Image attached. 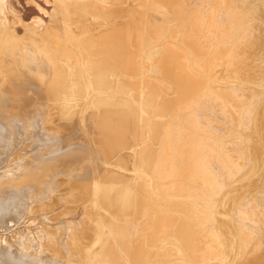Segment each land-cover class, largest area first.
<instances>
[{
  "label": "rangeland",
  "instance_id": "obj_1",
  "mask_svg": "<svg viewBox=\"0 0 264 264\" xmlns=\"http://www.w3.org/2000/svg\"><path fill=\"white\" fill-rule=\"evenodd\" d=\"M177 1H180V2H177ZM181 1H183V3H185L184 1H186V3H185L186 7H185V5H183L181 3ZM187 1L189 2L188 3L189 6L187 4ZM190 1L193 2V0H0V39H1V41H0V51H1L0 52V99L3 102V105H5V104L8 105V106L5 105V107H7L6 108L8 110L7 113H9V114H6L7 115L6 118L9 122H10V120L15 121L18 119H22L20 121L21 123H19L20 124V128H19L20 130L17 134V144L14 143L15 139H13V141L10 142L12 140L11 135H8V134L6 135V133H4V132H2L3 137H1V135H0V138L4 139V140L0 139L1 140L0 142L6 141L5 144L2 142L3 146H1V148H0V180L2 178L3 179L11 178L10 181H12L14 178H16L19 175V173L25 168V166L35 165L34 163H39L41 158H42L43 163H44V161L45 162H47V161L51 162L53 160L52 163L54 165L57 164V167L55 169L57 171V174H55L54 177H52L54 179H52L51 186L48 185V187L45 188L44 186L41 187L42 185L37 183L38 186L37 185L36 186L40 189V194H38L39 193L38 189H36V191H38V192H35V190H32L30 187L32 192H30L29 194L33 193L32 194L33 197L31 196L32 198L29 197L26 199L25 204L23 205V208H21L16 213L14 221H10L7 224L0 223V244L2 246H4V248L10 249V247H11L10 250H12L13 254H15L17 256L19 255L18 257H20V255H22L20 257V259L33 258V259L40 260V261H42V259H43L44 262L50 263V264H57V262H58V264H62V263H64L63 259H72V257H73L72 260L77 261V260H79L78 258L85 256V254H87V255L92 254L94 251H96L94 249L95 248L97 249L100 246V244L102 243V241L104 240V238L106 236L107 227L111 221L110 219H113L114 217H117V216L119 218H122V217L125 218V215L127 217L132 218V216H135L137 214L136 212L141 211V209L143 210L144 207H145V209L146 208L152 209L155 206L154 209L157 210V212L154 209H152V210H154L156 212V214L158 213L157 216H160L159 217L160 219H162L163 217H166L164 219H167V221L170 220L169 222L171 224L177 223L174 226H175V228H177V230L179 232H181L177 235V237L174 236L173 234H171V236L173 235L172 236L173 238L169 237V236L167 238H165V239H167L165 241H167V242L169 241L168 242L169 244L166 242L167 244L164 245L165 247L164 248L162 247L161 249H159V253H158V251H156L157 248L155 246H154V249H152V247L150 248V246H149L150 250H148V251H150V252L152 251L154 253L156 251L158 253V254L151 253V256H153V257L155 256V258H158L160 261V263H159L158 259L157 260L155 259V261H154L155 263L158 262L157 264H162L161 263L162 261H167V262L169 261L171 264H175V263L176 264H195V262L200 263V264H208V262L211 264H215V263L221 264L222 261H224L223 264H225L226 260L228 259L227 263H229V264L230 263L231 264H235V263L236 264H264V208H263V206H264L263 205L264 204L263 203L264 202V198H263L264 197V188H262L264 186V167H263L264 164H262V163H264V161H263L264 151L262 152V154H259V153H261L260 151L264 150L263 149L264 147L262 148V146H264V145H262L264 142H261V141H264V139L262 137L263 135H261L264 132V130H262V129H264V128H262V127H264V124H263L264 123V120H263L264 119V115H263V113H264L263 112L264 111V65H263L264 59L263 60L261 59L262 56H264V46H263L264 45V35H262V31L264 34V28H263V26H264V24H263L264 23V0H198V1H200V3L196 2L194 4ZM195 1L196 0H194V2ZM178 3H181L182 5L181 4L177 5ZM197 3H199L198 5L202 4V6L199 7L197 5ZM238 3H239L238 7L241 8L242 6H244L245 9H244V7L242 9L238 8L236 6V5H238ZM240 3H242V4H240ZM180 6H182V7L180 8ZM179 8H180V11L178 10ZM168 9H170L172 11H170ZM181 9H182V11H181ZM194 9H195V11L193 13ZM199 9H200V11H199ZM174 10L177 11V14H175L176 11L174 13ZM187 10L190 11L191 14ZM203 10H205L206 12ZM227 10L228 11L234 10L237 14L235 12H232L234 14H230L231 11H229L228 12L229 15L226 14V16H229V17H226L224 14L227 13ZM246 11H248V12L246 13ZM152 12H153V15H152ZM211 12H212L211 18L207 17V15L210 16V14H208V13H211ZM170 13H172V14H170ZM220 13H224V14L218 15ZM238 13H240L241 15ZM170 15H171V17L169 18ZM174 15H175V17H174ZM176 15L178 16L177 18H176ZM184 15H188V16H184ZM237 15H240V16L237 17ZM246 15H247V17H246ZM123 18H124V20H122ZM178 18H180V20L182 18V20L178 21ZM174 19H176V21ZM115 20L119 23L122 20V22H121V24H119V23L117 24ZM172 20H174L173 24H172ZM217 20L220 21L221 23L217 22ZM177 21L179 24H177ZM250 21H251V23H248ZM132 22H133V24H132ZM146 22L148 23V25L146 24ZM168 22L171 24H169ZM135 23H136V25H134ZM156 23H159V24H156ZM165 23L166 24L168 23V25H166ZM174 23H175L176 28L178 29L176 32L172 31L174 29L176 30ZM225 23H227V24L225 25ZM149 24H151V25H149ZM106 25H108V26H106ZM118 25H120V27ZM261 25H263V26H261ZM133 26H134V28H133ZM167 26H169L170 28H167ZM240 26L241 27L243 26V28H239ZM114 27H117V28H114ZM122 27L123 28L125 27V29H123ZM162 27H164L163 28L164 32L162 30ZM181 27H182V29H181ZM234 27H236V28H234ZM100 28H102L103 30ZM111 28H113L114 30ZM131 28H133V29L131 30ZM136 28H138V29H136ZM166 28L168 30V33H167V30H165ZM171 28H172V30H170ZM237 28H238V32L240 31L239 38L241 37L242 40H240L241 38L240 39L235 38L236 36L238 37V33H236ZM95 29H96V31H95ZM154 29L156 30L155 34H158L159 36L158 35L156 36L154 34V31H155ZM158 29H159V32H158ZM133 30L136 31L137 39H136V35L134 33L135 31H133ZM138 30L142 31L141 34H140V31H138ZM161 30L163 33H161ZM169 30H170V32H169ZM59 31L60 32L62 31V32L59 34ZM111 31H113V32H111ZM188 31L191 33H189ZM5 32H7L8 34H6ZM48 32H49V35H48ZM74 32H75V34H73ZM138 32H139V35H138ZM165 32L167 34H165ZM180 32L182 34L185 33V35L183 34V37L186 38L185 39L186 42L184 41L182 34ZM192 32L194 34L196 32V34L194 35V34H192ZM41 33H43V36H47V38L45 37V39H44V37H43V39H42ZM87 33L89 36H92V34H93L94 37H92V38L94 40L91 37L87 36L86 35ZM105 33L107 34V36L110 35L111 37L108 36L107 38H105L106 37ZM112 33H114V34H112ZM131 33H134V34H131ZM170 33H171V35H170ZM231 33L233 35L236 34V36H234L235 39L233 38L232 35H229ZM10 34H12V35H10ZM37 34H38V36H37ZM164 34L166 37L163 36ZM174 34L178 35V36H175ZM188 34H189V36H188ZM33 35L36 36L35 38H37V39H35L33 37ZM57 35H58L59 39H58ZM61 35L64 37V39L61 37ZM66 35H68V36H66ZM69 35H70V37L72 36L74 39H72V37L70 39ZM85 35H86V37L84 38ZM141 35H143L144 37ZM160 36H163V37H160ZM186 36L189 38H191V37L192 38L188 40V38ZM255 36H257V37H255ZM81 37H83L84 40ZM87 37H89V38H87ZM113 37H114V39H113ZM131 37H133V38L135 37L134 39L136 40V42L138 44L135 43V40L133 43H131L132 42V41L130 42V40H132ZM171 37L173 40H171V41L168 40V38L171 39ZM175 37H176V39H175ZM177 37H179V38H177ZM231 37L233 38L232 40H231ZM55 38H56V41H55ZM66 38H67V40H65ZM77 38L79 40H77ZM96 38H99L100 40L102 39L105 42L99 41V39H96ZM198 38H199V40H198ZM247 38H250V39H247ZM47 39L49 40V42H47L48 41ZM60 39H62V40H60ZM85 39H86V42H88L87 40H89V43H86ZM144 39L148 40V41H145V44H144ZM182 39H183V41H182ZM236 39H238L239 42ZM9 40H10V43L8 42V44H9V47H8L7 41H9ZM75 40L77 42H75ZM92 40L94 42H92ZM96 40H98V43ZM153 40L156 42L154 43ZM176 40H180L186 44L189 43L190 44V47L188 48L189 51H187L188 49L186 50V48L189 46V44H187L188 46L185 45V47H183L184 43L181 44L182 42L180 43V41H176ZM12 41H14V42H12ZM60 41H62V42H60ZM79 41H82V42H79ZM95 41L97 44L95 43ZM126 41H128L127 44H126ZM140 41L143 42V44L145 46ZM158 41H160V42H158ZM166 41H168L167 42L168 44L166 43ZM169 41L171 43H169ZM172 41H174V43L177 42V43H175V46H174V43ZM191 41H192V43H191ZM247 41H249L248 44H247ZM78 42H79L80 46L78 45ZM146 42H148L149 44ZM218 42H220L219 45H217ZM5 43L7 45H5ZM25 43H27V44H25ZM55 43H58V44H55ZM101 43H102V45H101ZM193 43L195 44L194 46H193ZM1 44H3V45H1ZM17 44H19V45H17ZM20 44H21V46H20ZM87 44H89L88 47L90 49L88 47H84L85 45L87 46ZM90 44L91 45L93 44L92 46H94V47L96 45V48L90 46ZM99 44L101 45V47L99 46ZM133 44H134V46H133ZM136 44L139 47L143 46L144 49L141 47H140V49L144 50L145 53L144 52L141 53V50H139L137 46H136L137 47V49H136V47H135ZM154 44H156V46ZM166 44L168 45V47L173 48V49H171L172 51L170 50V48L167 47ZM170 44L173 46L171 47ZM198 44H199V47H198ZM202 44H203V46H202ZM66 45H69V48H67L68 46H66ZM151 45H152V47L154 46V48H156V49L153 48L151 50L152 47L151 48L149 47ZM205 45H207V47ZM2 46H4V48H2ZM6 46L8 48L15 47L16 50L14 49L13 52L11 51L9 54H7L6 52H4V50H6L5 48H7ZM82 46H83V48H81ZM106 46H107V48H106ZM177 46H178V48H177ZM215 46H216V48H215ZM64 47H65V49H64ZM162 47L163 48L165 47V50H168L170 52L168 53V51H164V49H162ZM181 47H182V49L185 50V52L182 50H179V49H181ZM191 47H192V49L197 48L195 50H198V54L200 53L201 49L203 50V52L201 50V54L198 55L197 52L195 51L196 52V55H195V52L191 49ZM202 47H204V48H202ZM23 48H25V49L27 48V51H31V52L35 53L36 55H40V56L42 55L43 58L42 57L41 58L43 59L44 64H46L44 66V68L46 69L47 72L50 70L49 74H47V75H51V76L40 75L39 73L35 72L36 71L35 69H30L28 67H26V69H25V66H24L25 64L23 62L24 61L23 60V54L25 53V50H23ZM55 48L57 50L59 48L60 49L62 48V49H64L65 52L62 49L60 50L61 52H59V50L56 51ZM87 48L91 51V53H89L90 51ZM97 48L99 49V51L97 50ZM147 48H149V49H147ZM174 48H175V50H174ZM199 48H200V50H199ZM241 48L244 49V52ZM72 49L75 51H73ZM128 49L130 50V52L128 51ZM131 49H132V51H131ZM212 49H215V50L212 51ZM261 49H262V51H261ZM70 50L72 51L73 54L71 53ZM85 50H86V53H85ZM135 50H136L137 54H135L136 53ZM146 50L147 51L151 50L152 52L149 51L150 53H148ZM157 50L160 52H158ZM161 50H163V51H161ZM176 50H178V51H176ZM251 50H253V51H251ZM68 51L70 54L68 53ZM96 51L98 53V56H97V53H95ZM174 51H176V52H174ZM204 51H206L207 54H208V51H209V53H211V54H208L209 57H211V56L213 57V55L217 56V54L220 56H217V57L214 56L213 58L211 57L210 58L211 60L209 62V58H207L208 56H207L206 52H204ZM246 51H248V52H246ZM62 52H64L65 54L68 53V55L67 54L65 55L63 53L64 54V56H63ZM74 52H76L77 54ZM92 52H93V54H92ZM146 52L148 53L149 57H151V58L153 57L152 60H151V58L149 60V57L147 58V56H145ZM161 52L165 56H163V54L161 55ZM165 52H167V53H165ZM191 52L194 54H192ZM245 52L248 54V56ZM94 53L97 57L94 55ZM170 53H172V54L174 53L173 58H171L172 55ZM179 53L180 54L182 53V55H179V56H182L181 59H183V61L181 59H179L180 58L179 56H178L179 58L178 57L175 58V56ZM185 53H188L189 57H188V54H186V56H184ZM202 53H203V55H202ZM252 53H253V56H255V57H253L251 55ZM257 53H259V54L261 53L260 59H258L259 55ZM150 54L151 55L154 54V55L151 56ZM205 54H206V56H205ZM239 54H242V57L245 56V58H242L241 55H240V58H238ZM256 54L258 55V57ZM71 55L73 58L76 57L77 59L75 58V59L70 60L72 58ZM138 55H140V56H138ZM158 55H159V57L162 58L161 60H159L160 58H158ZM170 55H171V57H170ZM49 56H50V58H49ZM52 56H53V59H52ZM65 56H67V57H65ZM135 56L138 59L137 58L134 59ZM143 56H145L146 58ZM192 56H194V57L198 56V58H196L197 60H195V58ZM251 56L254 58V62L255 61L257 62V60H255V59H258V62L260 60L261 62L257 63L260 65H257L255 63L257 65L256 66L254 64ZM18 57L22 58V59H19ZM47 57L49 58V60L47 59ZM57 57L59 60L56 59ZM89 57L90 58L92 57L91 60ZM139 57H142V58L140 59ZM163 57L168 59V64L170 63V65H171V66L169 65L170 67H168V64L165 62V60L167 61V59H165ZM199 57H202V58L199 59ZM205 57H206V60L208 59V61H206V62H205V60L204 61L202 60ZM246 57L251 59V60H249V62L247 60L248 63L244 62L247 59ZM189 58H190V61L188 60ZM222 58H223V60H222ZM225 58H227V59H225ZM45 59H47V61H45ZM131 59H133V62L136 64H137V61L139 59L142 62L144 61L143 62L144 65H143V63L141 64L140 60L138 62L139 64H137V65L142 66V68L139 66L138 67L141 68V70L144 69L143 70V71H145V72H143L144 74L140 71V69H137V66H135V64H133ZM155 59H158V60H155ZM185 59H187V60H185ZM217 59H218V61H217ZM73 60H76V62ZM88 60H90V61L87 62ZM98 60H100V61H98ZM134 60H136V61H134ZM147 60H148V64H147ZM174 60L175 61L181 60V62H184V61L185 62H184V64L181 65L180 64L181 62L179 63V61L178 62L176 61L177 65H179V64L181 65V66L179 65V67H178L177 65L173 66ZM219 60H222V61H219ZM83 61H84V63H83ZM91 61H93V62L95 61L94 64ZM159 61L160 62L162 61L163 64H162V62L160 63ZM192 61H193V64L190 63ZM194 61H196V62H194ZM197 61H199V63ZM65 62L67 64L66 66L70 65V67L67 68L70 70H68V71L65 70V71H67V73L64 71V69H66L65 68L66 66L63 67L65 65ZM85 62H86V66H87L88 71L85 70L86 66L83 65V64H85ZM90 62L92 64L91 65L92 69L89 68L90 65H88ZM123 62H125V63H123ZM130 62H132V63H130ZM153 62H155L154 66L152 65ZM251 62H252V66L249 67L250 66L249 64ZM19 63H20V65H19ZM53 63L55 64L56 67L53 66L54 65ZM121 63H122V66H121ZM197 63H198V65H197ZM50 64H52V65H50ZM77 64L80 66L77 67ZM127 64L129 65V67L135 66V69H137L136 76L134 75V73H136V70H134V73L132 72V76L130 78H127L128 76H130L128 74L129 73L131 74L130 70L133 71V69H134L133 67H132V69H131V67L129 68ZM157 64H162L163 68H164V66H166V67L163 69L162 66L159 65L160 66L159 67ZM194 64L196 66H194ZM245 64L249 65V66H246ZM21 65H22V67H21ZM124 65H126V66H124ZM149 65H151L152 68ZM47 66H49L51 68H49ZM155 66H157V67H155ZM253 66H255L254 70H253V68H254ZM57 67H58L59 72L58 71L56 72ZM59 67H61V68H59ZM94 67H95V69H94ZM113 67H115L116 70ZM146 67H147L148 72L146 70ZM193 67H196V69H193ZM248 67H249V69L247 70ZM8 68H13V69L15 68V70H17V71L12 72L11 70H13V69H9L10 70L9 71ZM22 68L25 70H23ZM54 68H56V70ZM62 68H63V70H62ZM71 68H73V70L77 69L78 73L76 71H73ZM79 68H81V69H79ZM96 68L99 71H97ZM109 68L110 69L112 68V69L110 70ZM119 68H120V70H118ZM148 68H150V69H148ZM171 68L173 71L169 70ZM201 68H202V70H201ZM256 68H259V70H257ZM18 69H20V70H18ZM126 69H128V70H126ZM176 69L181 71V72L176 71ZM190 69L192 70V72H188V70L191 71ZM205 69H206V71H205ZM123 70H124V72H123ZM160 70L161 71L163 70L166 72H161ZM194 70L196 72H194ZM199 70H201V71H199ZM261 70H263V71H261ZM20 71H22V72H20ZM85 71H86V73H85ZM94 71H96V72H94ZM116 71H117V73H119V71H120V73L116 74L115 73ZM128 71H129V73H128ZM197 71L199 73H197ZM202 71H204V72H202ZM251 71H253V72H251ZM14 72H16V73L14 74ZM60 72H62L61 75H60ZM68 72H70V73L72 72V73L69 74ZM75 72L77 73V75ZM100 72H102V73H100ZM103 72L104 73L106 72L109 78H107L106 73L104 74ZM108 72L110 74H108ZM122 72H123V74H122ZM149 72L152 73V76ZM182 72L184 74H182ZM193 72L196 74H194ZM74 73H75V76H74ZM146 73L148 76L145 75ZM160 73L165 75V76L163 77V75H160ZM66 74L70 75V78H68L69 76ZM86 74H89V75H87V77L89 76L88 79L86 78ZM112 74H114V75H112ZM126 74H127V76H126ZM138 74H140V75H138ZM110 75H112L111 78H110ZM121 75H125V77L124 76L122 77ZM193 75H195V76H193ZM71 76H73V77H71ZM92 76H93V78H91ZM94 76L96 77L98 83H97L96 79H94L95 78ZM138 76H140V77H138ZM142 76H144V77H142ZM59 77H61V79ZM193 77H194V79H191ZM78 78H80V80ZM81 78L84 79V81ZM118 78H119V80H118ZM141 78H143L142 79L143 81L141 80ZM146 78H148L147 79L148 83H145ZM167 78L170 80H167ZM73 79H75V80L73 81ZM76 79H78V82H80L79 84L76 83L77 85H75V82H77ZM99 79H102V81ZM107 79H110V80L108 81ZM111 79L113 80V83H112ZM159 79H163V80H159ZM121 80H123V81L121 82ZM104 81H107V82H104ZM119 81L121 83H119ZM139 81L142 84L139 83ZM227 81H228V83H227ZM84 82H85L84 85L86 87V90H85L86 92L84 91L85 87H83V84H81ZM101 82L105 83L104 84L105 87L101 86V85H103V84H101ZM108 82H109V85H110V83H112L113 85L111 84V87H110L107 84ZM164 82H165V85H164ZM73 83H74V85H73ZM86 83H88L89 85H87ZM129 83H131V84H129ZM80 84H81V86H80ZM93 84H95V87ZM116 84H117L118 88L116 87ZM99 85H100V87H99ZM167 85H169V86H167ZM79 86L81 89H78V90H80L79 94H78V93H76V91L78 92L77 88H79ZM124 86H128V87L125 88ZM206 86H207V88H206ZM140 87H142V88H140ZM92 88H94V89H92ZM98 88H101V89H98ZM107 88H109V89H107ZM23 89L24 90L28 89V90H32V91L36 92V94L35 93L32 94L31 98L29 97L30 95L25 96L27 98L26 102H28V104H26V105H24V103L22 104V102L24 100L19 98L21 96V93L24 92V91H22ZM89 89L95 90V93H94V91L92 92V90H89ZM104 89H105V91H107L111 95H109L107 92H104ZM115 89H118V90L115 91ZM18 90L21 93H19ZM99 90L100 91L102 90L103 94H102V91H101V93H99L100 92ZM109 91H111L112 93ZM113 91L116 93H114ZM80 92L82 93V95L80 94ZM88 92L93 96L89 95ZM9 93H10V95H9ZM157 93L160 95L158 96ZM99 94L102 95L103 100H102V98H100L101 96ZM112 94L114 95L115 98L113 97ZM1 96L5 97L4 98L5 100H3V97H1ZM7 96H9V97H7ZM85 96L88 98L87 99L84 98ZM90 96L92 97V99L89 98ZM94 96H96V97H94ZM98 96H100L99 97L100 99L97 98ZM81 97H83V99ZM122 97H124V98H122ZM199 97H201V98L199 99ZM7 98L12 99L13 105H14L13 108H11V107L9 108V101ZM106 98H107V100H106ZM88 99H90V101ZM109 99H112L113 102H111ZM93 100H94V102H93ZM82 101H84L85 103L84 102L80 103ZM87 101H89V102L87 103ZM261 101H262V103H261ZM99 102L101 103L100 106H98L100 104ZM123 102H125V103H123ZM152 102L154 103V105ZM169 102H170V104H169ZM259 102L261 103L260 105L257 104ZM96 103H97V106H96ZM104 103L106 104V106ZM109 103L111 104L110 106H112V103L113 104L115 103L117 105V106L113 105L115 107L112 106V108H109L110 111H111V109L116 110V109L123 108V105H124V108L120 109V110L122 112H124L125 116H124V114L123 115L119 114L121 112L120 110L118 113L116 112L117 110L116 111L114 110L115 112H112V114H111L110 111L107 109L109 107L108 106ZM15 104L17 107L15 106ZM85 104H87V105H85ZM88 104L90 106L93 105V107L95 106L94 107L95 110L92 107H90ZM189 104H191V105H189ZM196 104L198 106H196ZM103 105H104V108L109 111L108 112L109 114H107L104 117L99 118V122L98 121L96 122L97 118H95V119H93V121H91V122L95 121L96 124L98 123V125H96L94 122L92 124V127H90L89 124H85V125L81 126V121L85 119L87 114H89L93 111H96V112H98V110L102 111L104 109ZM29 106H31L30 110L28 109ZM83 106H84V108H83ZM85 106H87V107H85ZM101 106H102V108H101ZM259 106H261L260 107V109H262L261 111H259L260 110ZM96 107H99V108L96 109ZM81 108L85 109V111L82 110ZM86 108H88L89 110L91 109V111L89 112L88 109H86ZM31 109H33V112L36 111V113H28L27 112V111L32 112ZM145 109H147V110H145ZM255 109L257 110V114H256ZM143 110H144V112H143ZM199 110L202 112L200 113ZM12 111H14V112L12 113ZM203 111L205 114L203 113ZM253 111H255L254 114H256V115H258V112H260L259 115L262 113V115H260L262 118L258 115V120L260 119L259 122L257 120L256 115L253 114ZM4 112H5V110H4ZM85 112H88V113L86 114ZM114 113L115 114L117 113L116 114V115H118L117 117H120V116L124 117V120L121 119L122 117L116 118V116L113 115ZM241 113H243V114H241ZM37 114H39V116ZM206 114H207V116H206ZM236 114H237V116H236ZM30 115L31 116L34 115V117L36 116V118H35L36 120L35 119L30 120ZM109 115H112L113 118H112V116L110 117ZM209 116H211L210 119H209ZM233 116H236V117L233 118ZM237 117L239 118L240 121H242V123L241 122L239 123V120ZM254 117H256V118H254ZM102 118H104L105 120ZM250 118H252V119H250ZM101 119L103 122L101 121ZM110 119H112V121H110ZM120 119L122 120V122L123 121H125V122H123V123L120 122L121 121ZM107 120H109V121H107ZM126 120L128 122H126ZM256 120H257L258 125L256 123ZM261 122L263 125L261 124ZM99 123L100 124L103 123V124L99 125ZM120 123H121V125H120ZM124 123H127V124L125 125ZM128 123H129V125H128ZM223 123H225L226 127L224 126ZM250 123L251 124L255 123V124L251 125ZM94 124H95V126H94ZM218 124L222 125V127L218 126ZM231 124L234 126H232ZM104 125H105V128H104ZM132 125H134V126H132ZM93 126L94 127L97 126L98 129L99 128L100 129L97 130L95 128V130H94ZM99 126H101V127H99ZM108 126H110V127H108ZM111 126H114L115 131H114L113 127H111ZM130 126H132V127H130ZM254 126L256 128H258V130L260 129L259 128V126H260L261 127L260 131L255 130L256 128H254ZM133 127H135V128H133ZM101 128L104 130L105 129H108V130H107V132H105L106 130L105 131L102 130V132H101ZM229 129L232 132L231 133L227 132L228 133V135H227V133L225 131H229ZM92 130L96 131V132L94 133ZM112 130L114 132H112ZM233 130L235 131V133L233 132ZM247 130L250 132L248 133ZM261 130L263 132H261ZM108 131H110L112 133H110ZM135 131H137V132H135ZM139 131L141 134L139 133ZM256 131L260 132V133H257ZM97 132H99L100 134ZM103 132H105V135H107L106 133H108L107 137H109V138H107L105 135L102 137V134H104ZM126 132H128L127 135H126ZM236 132H237V134H236ZM244 132H245V134H244ZM251 132L254 135L251 134ZM135 133L136 134L138 133L139 135L138 134L136 135ZM221 133H222V135H220ZM225 133H226V135H225ZM4 134L10 138L6 137ZM118 134H121L122 136L120 135L115 139L114 137H116ZM237 135H240V136H238L239 138L237 137ZM246 135H247V138H246ZM248 135H251L252 137L248 136ZM260 135H261V138H260ZM45 136H46V138H45ZM78 136L81 139H79ZM123 136H125V137H123ZM132 136H133V138H132ZM13 137H15V136H13ZM49 137H51V138H49ZM119 137L120 138L122 137V138L120 139ZM248 137H250V138H248ZM75 138H77V139H75ZM87 138H88V141L85 142L86 143V148H85L84 140H86ZM96 138L97 139L99 138L100 140L99 139L96 140ZM136 138H138V139H136ZM256 138L260 142H256L257 141ZM47 139H48V142L46 141ZM72 139L73 140L75 139V140L73 141ZM261 139H263V140H261ZM67 140L69 142L70 141H72V142L67 143ZM77 140H78V142H77ZM93 140H96V141H93ZM115 140H116V143L114 142ZM117 140H118V142H117ZM41 141L42 142L46 141L47 144L46 143L44 144V142L42 143ZM63 141H65L66 143ZM98 141L101 143L103 141V143L104 142L105 143L104 144L103 143L98 144L99 143ZM239 141H241L242 143ZM74 142H75V144H74ZM96 142H98V143L96 144ZM126 142H127V144H125ZM252 142H254V143H252ZM13 143H14V145H13ZM41 143H42V145H41ZM60 143H64V144H60ZM79 143H81V144L84 143V145L81 146V144H79ZM87 143H88V145H87ZM110 143L111 144L114 143V145L113 144L111 145ZM121 143H123V144H121ZM239 143H240V145H237ZM260 143H262V144H260ZM67 144H68V146H70V147H68V149H67ZM76 144L78 146H76V148H75L74 146ZM105 144H106V146L104 147ZM165 144H183V145H185V149L183 150V153L180 154V156L178 158V161H179L178 168H180V166H182L181 163H185L186 166L191 168L192 179L190 181L182 179L180 176L177 177V180H174V178L172 179L170 177H168L167 180H165L166 178L158 176V172H157V167L159 165L158 162H159L160 157L163 154L162 150H163V146ZM242 144L244 147L242 146ZM256 144H257V146H256ZM45 145H47V146H45ZM71 145H73V146H71ZM100 145H101V148L99 147ZM235 145L237 148H235ZM248 145H251L252 148H250L251 146H248ZM260 145H262L260 148L261 150L259 149ZM6 146H7V148H6ZM60 146H62L61 147L62 149L60 148ZM64 146H66V147H64ZM107 146H108V148H107ZM112 146L113 147L115 146V147L113 148ZM145 146H146V148H144ZM240 146H242V147L240 148ZM245 146H246V149H245ZM254 146H255V148L253 150ZM43 147H44V151H43ZM98 147L100 148V150ZM110 147H111V149H110ZM78 148L81 149L80 150L81 155L78 152L79 151ZM60 149L62 150V153H61ZM82 149H83V152L81 153ZM140 149L142 151L144 150V152L142 153V151ZM255 149L256 150L258 149L259 151L258 150L257 151L259 153ZM52 150H54L55 153L58 150L60 152L58 151L55 154V153H52ZM74 150H75V152H78L79 156L77 155V153L74 152ZM248 150L250 151L249 153H248ZM108 151L109 152L111 151L110 153L112 155ZM100 152H101V155L99 154ZM106 152H108V153H106ZM134 153L136 155L137 154L140 155L142 153L140 155L141 159L139 157L135 156ZM61 154H62V158H61ZM253 154H256V155H253ZM40 155H43L46 159ZM55 155H58V156L60 155V156L58 158V156H55ZM98 155H100V156H98ZM103 155H104V158H103ZM107 155H108V158H107ZM129 155H130V157H129ZM142 155H144L145 157ZM32 156L34 157V159ZM109 156H110V158H109ZM262 156H263V158H262ZM49 157H52V158H49ZM136 157L138 160L137 165H136V161H135ZM53 158L54 159L57 158V160L56 159L54 160ZM249 158H250V160H249ZM38 159H39V161L34 162ZM47 159H52V160H47ZM104 159H105V162H104ZM77 160H79V162ZM82 160H84V161H82ZM251 160L253 162L254 161H256V162H254V164H253V162ZM57 161H58V163H57ZM107 161H110V162H108V167L106 164ZM259 161L261 162V164L263 166L261 164H258ZM97 162L98 163L101 162L100 163L101 165H99ZM71 163L73 165H75L77 168H74L75 167L74 166L73 167L74 169H73L72 168L73 165H71ZM64 164H65V166H64ZM66 164H69L71 167L69 165H66ZM104 164H106V165H104ZM60 165H62V166H60ZM78 165H80V166H78ZM98 165L100 166L101 169H97V168H99ZM122 165H124L126 168L124 166L122 168ZM135 165H136V167H134ZM248 165H251V166H248ZM252 165H253V167L254 166L255 167L253 168ZM91 166H92V169H91ZM104 166H106L108 170ZM258 166H259L260 170L263 169V173H262V171L257 169ZM113 169H115V170H113ZM105 170L108 171V173L105 172ZM123 170L126 172H124ZM242 170H244V172ZM248 170H250V171L252 170L251 174H248L249 173ZM258 170L260 171V175H258L259 174ZM69 171H71L70 176L68 175ZM79 171H80V173H79ZM101 171L103 173L105 172L106 175L102 174ZM111 171H113V173ZM94 172H96L95 175H94ZM122 172H124V173H122ZM253 172L257 173V174L255 173L256 174V176H254L255 179L253 176L248 177V175H255V174H253ZM74 173H76V174H74ZM90 173H93V174H90ZM131 173H132V176L130 175ZM240 173L241 174L247 173V174L246 175L243 174V177H242ZM261 173L263 175H261ZM100 174H102V175H100ZM108 174L109 175L113 174L112 176H109V177H111L112 180H110V178L107 177ZM123 174L126 175V177ZM238 174H240V175H238ZM119 175H120V178H119ZM237 175L239 177H236ZM97 176H99V177H97ZM129 176H130V178H129ZM104 177L106 179L109 178L108 179L109 181L104 179ZM112 177L113 178L116 177L115 179L119 180V182L117 181L118 182L117 183L115 181V179L113 180ZM241 177H242V179H241ZM93 178L94 179L96 178V179L94 180ZM99 178H100V181H99ZM102 178L106 182L108 181L109 183L108 182L106 183ZM117 178H119V179H117ZM128 178L130 180H127ZM133 178L135 179L134 181L132 180ZM123 179L125 180L126 184L123 183V181H122ZM221 179H223V180H221ZM233 179H234V181H232ZM96 180L98 182H95ZM156 180H157V182H156ZM92 181H93V186H92ZM248 181H250V182H248ZM255 181H256V183H255ZM115 182L117 183V185ZM208 182H211V186H210L211 190L209 192V196L207 198H205L202 195V193H203V191H205V188H206ZM229 182L232 183L231 186H230ZM241 182H242V185H240ZM252 182H254V183H252ZM258 182H259V185H258ZM176 183L178 186L186 188V191L188 190L186 192V195L189 196L187 198L188 202L198 205L199 207L202 208L203 211H209V209L211 211V210H213V208L216 209L213 211L212 216L208 220L210 222L206 221V224H204L205 222L203 224L205 226L208 225V227H206L208 230L212 229L211 230L212 232L209 231L210 235H212V236L217 235L218 236V238L215 240L214 244L217 246V248H219L220 253H215V255H213L214 252H210L208 250H202L203 253L201 252V255H203V254L204 255L201 257L200 260H198V262L196 259H194L190 255H187V256L180 255V249H181L180 244L182 241V236H184L185 234H190L194 228L190 227L188 224H186L184 217L182 215V212L178 207V203H179V200L181 198L182 192H181V188L178 190H175L173 185H175ZM227 183H229V185H227ZM249 183L251 184L250 187H249ZM127 184L129 186V188H128V186H125ZM131 184H132V186H131ZM232 185H234L235 188L236 187L239 188V190H241V191H238L237 188L235 189L233 187L234 190L238 191V193L234 192ZM253 185L256 186V188L259 187V189H255V187ZM227 186H229V188L228 189L226 188V192H225L224 188ZM69 187H71V188H69ZM43 188L45 190L44 194H43V191H44ZM60 189H61L62 193H60L61 192ZM127 189H129L130 192ZM223 189H224V193L227 196L223 195ZM242 189L244 191L243 194H241L243 192ZM70 190H73V191L69 192ZM75 190L77 192H74ZM228 190H230V191H228ZM133 191H134V193H133ZM249 191H250V193H248ZM34 192H35V194H34ZM118 192L120 194H118ZM156 192H159V193H156ZM221 192H222V195L220 194ZM231 192H233L234 194L232 193V195H231ZM76 193H78V194H76ZM29 194H28V196H29ZM219 194L222 197L219 198L218 197ZM238 194H239V196H238ZM245 194H246V198L243 199L245 197ZM74 195L75 196L78 195V196L74 197ZM152 195H153V197H151ZM155 195H158V196H155ZM241 195H243L244 197ZM61 196H63V197H61ZM143 196L145 199L143 198ZM162 196L163 197L165 196V197L163 198ZM250 196L253 199H251ZM79 197L81 198L80 202H79V200L77 201V199ZM122 197H123V199H122ZM155 197H157V198H155ZM229 197L232 198V202L230 201L231 199ZM260 197H261V199L259 200ZM65 198H66V201L68 204L66 203V201L64 202ZM215 198H217V199L215 200ZM221 198H222V200H221L222 202L220 201ZM238 198H239V200H238ZM49 199L52 201H50ZM57 199H58V201H57ZM74 199H76V201H73ZM159 199H160V201H159ZM197 199H198V201H197ZM235 199H237L236 201L239 203V205L236 201H234ZM257 199H258V201L255 202ZM69 200L70 201L72 200L74 202V204H76V207L73 206L74 205L73 202H70ZM122 200H123V202H122ZM200 200H202V201H200ZM223 200H224V202H223ZM227 200L230 202L227 203ZM239 201H241L243 203L241 204V202H239ZM260 201L262 203H260ZM62 202H64L63 205H62ZM69 202H70V207H69ZM75 202H77L78 204ZM235 202L238 206L235 204ZM80 203H82V204H80ZM88 203H89V205H87ZM216 203L218 205L215 206ZM219 203H221V204H219ZM233 203L236 205V207L231 206L232 210H233L232 211L233 212L232 218H234V219L231 218V220H230V221H232V223H231L228 220L229 218L227 219V217L224 216L220 212L219 209H221V211H222V207H224L225 205H228V204L233 205ZM138 204H139V206L137 208ZM154 204H156V205H154ZM204 204L206 205L205 207L207 208V210L204 207ZM79 205H81V206H79ZM134 205H135V207H134ZM146 205L149 206L150 208L147 207ZM221 205H224V206H221ZM71 206H73V208H75V209L71 208ZM157 206L160 207L159 209L161 210V213H160V210L158 209ZM208 206H209V208H208ZM80 207H82V208H80ZM117 207H118V209H117ZM156 207H157V209H156ZM129 208H131V209H129ZM135 208H137V209H135ZM80 209H83V210H80ZM166 209H167V211H166ZM217 209L219 210V212ZM171 210H173V211H171ZM82 211H84L85 214ZM216 211H217V214H215ZM74 212H76V213H74ZM113 213H115V214H113ZM170 213H171V215H170ZM172 213H173V215H172ZM83 214H84V217H82ZM120 214H122V215H120ZM127 214H129L130 216ZM174 214H175V216H174ZM215 215H218V216L216 217ZM109 216H112V217L109 218ZM170 216H172V217H170ZM224 217H226L225 219L227 221V226H226L225 219H223ZM68 218H70L71 220ZM173 218H174V220H173ZM218 220L219 221L222 220V222L221 221L219 222ZM69 221H70V223H69ZM233 222H235L234 223L235 226L233 225ZM213 223H215L216 226L219 225L218 223H220L219 226L221 228L219 226L217 228L216 226H214L215 224H213ZM210 225H212V226H210ZM231 225H232V228H231ZM198 226H200V225L197 224V227ZM205 226H203V227H205ZM70 227H72V228H70ZM92 228H93V230H92ZM233 228L236 230H234ZM72 229H76V230H72ZM224 229H226V230H224ZM71 230H72V233L74 231L75 235H73L72 233L70 234ZM232 230H234V231H232ZM235 231H236V233H235ZM219 232H221V236H220ZM231 232H233L234 234L233 233L231 234ZM98 233H99V235H98ZM222 233L226 234L227 237H226V235L224 236ZM229 234L231 236L233 235V237L229 236ZM235 234H237V235L235 236ZM222 235H223V237H222ZM234 236L238 239V241L236 239L237 243L235 242ZM17 237H18V239H17ZM131 237H129L130 240L128 241L129 242V245L127 248L128 251L126 250L127 252L126 251L124 252V254H127V255H125L126 256L125 258H126V260L128 258V262L130 264L133 263V257L134 256L133 257L131 256L132 252H133V255H135L136 251L139 248L138 244L133 240L134 236L132 238ZM219 237H220V239H219ZM62 238H63V240H62ZM170 238L175 239V241L170 239ZM231 238H232V240H231ZM131 239L134 241L135 246L132 243L133 241ZM67 240L69 241V243ZM224 240H225V242H224ZM63 241H66L67 244H65L66 242L64 243ZM178 241H179V243H177ZM220 242H222V243H220ZM19 243H21V244L18 245ZM61 243H62V245H61ZM216 243H218L220 246ZM223 243H224V245H223ZM58 244H60V245H58ZM226 244H228V245L231 244L233 246L230 247L231 245L228 246ZM66 245H69L70 247L66 246ZM178 245H179V247H178ZM21 246H24V247H22L24 249L20 248ZM136 246H138V247H136ZM223 246L226 248L224 251L225 253L223 252L224 249H222ZM63 247L65 250L63 249V251H62V249H60V248H63ZM175 247H176V249H175ZM227 247H229L231 251ZM66 248H67V250H66ZM70 248H72V249H70ZM165 248H166V250H165ZM134 249L136 250L135 253H134ZM54 250H58V251L56 252ZM113 250L114 251H112V253L116 252L115 249H113ZM161 250H165V252L161 251ZM173 250H176V251H173ZM73 251H74V253H73ZM235 251H237L238 254H236L237 252H235ZM61 252L64 254H62ZM137 252H142V251H140V249H139V251H137ZM166 252H167V254H166ZM25 253L27 254V257H26ZM229 253L232 254L231 257H230ZM65 254H67L68 257L65 256ZM169 254L175 260L173 258H171V256H169ZM226 254H227V256H226ZM178 255H180L181 257ZM224 255H225V257H224ZM23 256H25V257L23 258ZM40 256H42V258H40ZM212 256H213V258H211ZM228 256L230 257V259ZM232 256L234 258L237 257L236 258L237 260L233 259ZM104 257L109 258L108 256H103L101 258L100 257H98V258L93 257V259H94L93 264H104V263L107 264V262H108V264H114V262L112 260H110L111 258L108 259L109 260L108 261L106 258L104 259ZM130 257L132 258L131 262H130V260H131ZM149 257H150V255H149ZM149 257L145 256V258L147 260L144 258L147 263L149 262ZM225 258H227V259H225ZM53 259H54V262H53ZM170 259H171V261H170ZM214 259H216V260H214ZM126 260H125V263L128 264V262ZM152 260H154V258L151 259V261ZM229 260H230V262H229ZM231 260H233V263ZM98 261H100V262H98ZM101 261L104 263H102ZM190 261H191V263H190ZM217 261H220L221 263H219ZM60 262H62V263H60ZM167 262H165V263L163 262V264H167ZM169 262H168V264H170Z\"/></svg>",
  "mask_w": 264,
  "mask_h": 264
},
{
  "label": "bare ground",
  "instance_id": "obj_2",
  "mask_svg": "<svg viewBox=\"0 0 264 264\" xmlns=\"http://www.w3.org/2000/svg\"><path fill=\"white\" fill-rule=\"evenodd\" d=\"M177 2H180V1H177ZM185 3H186V1H184ZM190 2H192V1H190ZM196 2H199L200 3V1H198V0H196L195 2H194V0H193V4L194 3H196ZM181 3L183 4V5H185V7H186V4L185 3H183V1H181ZM181 3H178L177 5H180ZM189 2L187 1V4H188ZM199 3H197V5L199 4ZM202 3V2H201ZM204 3V2H203ZM181 4V5H182ZM240 4H242V3H240ZM196 5V4H195ZM217 5V4H216ZM164 6V5H163ZM188 6H189V4H188ZM199 7L200 6H202V4L201 5H198ZM206 6V5H205ZM204 6V7H205ZM237 7L239 6V3H238V5H236ZM178 7V6H177ZM182 6H180V8H181ZM198 7V8H199ZM208 7V6H207ZM206 7V8H207ZM244 6H242L241 8L240 7H238V8H240V9H242ZM167 8V7H166ZM172 8V7H171ZM175 8V7H174ZM173 8V9H174ZM180 8L178 9L179 11H180ZM184 8V7H183ZM196 8V7H195ZM197 8V9H198ZM148 9V8H147ZM177 9V8H176ZM189 9V8H188ZM244 9H245V7H244ZM168 10H170V9H168ZM184 10V9H183ZM191 10V9H190ZM202 10V9H201ZM212 10V9H211ZM210 10V11H211ZM166 11V10H165ZM170 11H172V10H170ZM175 11L176 10H174V13H175ZM181 11H182V9H181ZM188 11V10H187ZM194 11H195V9L193 10V13H194ZM198 11V10H197ZM199 11H200V9H199ZM203 11H205V10H203ZM229 11H231V10H229ZM228 10H227V13H220V14H218V15H221V14H224L225 16H226V14L227 15H229L228 14V12H229ZM245 11V10H244ZM243 11V12H244ZM168 12V11H167ZM166 12V13H167ZM186 12V11H185ZM189 13H190V11H188ZM206 12V11H205ZM208 12V11H207ZM213 12V11H212ZM212 12L211 13H208V14H210V16H208L207 14V17H210L211 18V14H212ZM216 12V11H215ZM214 12V13H215ZM219 12V11H218ZM226 12V11H225ZM232 12H235L234 10L233 11H231V13L230 14H234V13H232ZM248 11H246V13H247ZM173 13V14H174ZM181 13V12H180ZM188 13V14H189ZM236 13V12H235ZM245 13V12H244ZM170 14H172V13H170ZM175 14H177V11H176V13ZM182 14V13H181ZM191 14V13H190ZM189 14V15H190ZM203 14V13H202ZM237 14V13H236ZM238 14H240V13H238ZM249 14V13H248ZM152 15H153V12H152ZM241 15V14H240ZM240 15H237V17L238 16H240ZM243 15V14H242ZM180 16V15H179ZM182 16V15H181ZM184 16H188V15H184ZM202 16V15H201ZM235 16V15H234ZM249 16V15H248ZM142 17V16H141ZM147 17V16H146ZM167 17V16H166ZM171 17V15L169 16V18ZM174 17H175V15H174ZM178 16L176 15V18H177ZM215 17V16H214ZM213 17V18H214ZM226 17H229V16H226ZM245 17V16H244ZM246 17H247V15H246ZM138 18V17H137ZM140 18V17H139ZM144 18V17H143ZM168 18V17H167ZM183 18V17H182ZM182 18H181V20H182ZM172 19V18H171ZM227 19V18H226ZM229 19V18H228ZM246 19V18H245ZM251 19V18H250ZM122 20H124V18L122 19ZM122 20H121V22H122ZM141 20V19H140ZM175 21H176V19H174ZM174 20H172V24H173V21ZM180 20V18H178V21ZM180 20V21H181ZM208 20V19H207ZM116 21V20H115ZM114 21V22H115ZM144 21V20H143ZM142 21V22H143ZM170 21V20H169ZM178 21H177V24H179L178 23ZM213 21V20H212ZM216 21V20H215ZM228 21V20H227ZM241 21V20H240ZM248 21V20H247ZM121 22L119 23V22H117L116 21V23L118 24H121ZM217 22H220V21H218L217 20ZM244 22V21H243ZM259 22V21H258ZM128 23V22H127ZM151 23V22H150ZM155 23V22H154ZM169 23V22H168ZM168 23L166 24V25H168ZM205 23V22H204ZM207 23V22H206ZM221 23V22H220ZM235 23V22H234ZM247 23V22H246ZM248 23H251V21L250 22H248ZM247 23V24H248ZM109 24V23H108ZM124 24V23H123ZM132 24H133V22H132ZM131 24V25H132ZM138 24V23H137ZM146 24L148 25V23L146 22ZM156 24H159V23H156ZM169 24H171V23H169ZM181 24V23H180ZM218 24V23H217ZM227 23H225V25H226ZM229 24V23H228ZM264 24V23H263ZM130 25V24H129ZM134 25H136V23L134 24ZM145 25V24H144ZM149 25H151V24H149ZM153 25V24H152ZM155 25V24H154ZM106 26H108V25H106ZM105 26V27H106ZM119 27H120V25H118ZM146 26V25H145ZM165 26V25H164ZM174 26H175V23H174ZM178 26V25H177ZM181 26V25H180ZM185 26V25H184ZM183 26V27H184ZM220 26V25H219ZM235 26V25H234ZM247 26V25H246ZM261 26H263V25H261ZM112 27V26H111ZM140 27V26H139ZM142 27V26H141ZM173 27V26H172ZM114 28H117V27H114ZM123 28V27H122ZM133 28H134V26H133ZM133 28H131V30L133 29ZM163 28L164 27H162V30H163ZM167 28H170L169 26H167ZM167 28L165 29V30H167ZM174 28V27H173ZM175 28H176V26H175ZM179 28V27H178ZM226 28V27H225ZM234 28H236V27H234ZM239 28H243V26L241 27H239ZM245 28V27H244ZM253 28V27H252ZM263 28H264V26H263ZM100 29H102V28H100ZM99 29V30H100ZM111 29H113V28H111ZM123 29H125V27L123 28ZM136 29H138V28H136ZM161 29V28H160ZM181 29H182V27H181ZM186 29V28H185ZM184 29V30H185ZM254 29V28H253ZM58 30V29H57ZM56 30V31H57ZM103 30V29H102ZM114 30V29H113ZM130 30V31H131ZM155 30V29H154ZM162 30H161V33H163L164 32V30H163V32H162ZM170 30H172V28L170 29ZM170 30H169V32H170ZM178 29L176 28V30L174 29V30H172V31H177ZM187 30V29H186ZM63 31V30H62ZM61 31V32H62ZM95 31H96V29H95ZM98 31V30H97ZM116 31V30H115ZM122 31V30H121ZM133 31H135V30H133ZM138 31H140V30H138ZM171 31V32H172ZM60 31H59V34L61 33ZM64 32V31H63ZM102 32V31H101ZM104 32V31H103ZM110 32V31H109ZM111 32H113V31H111ZM141 32L142 31H140V34H141ZM158 32H159V29H158ZM182 32V31H181ZM180 32V33H181ZM184 32V31H183ZM186 32V31H185ZM189 32V31H188ZM234 32V31H233ZM6 34H8L7 32H5ZM56 33V32H55ZM54 33V34H55ZM65 33V32H64ZM90 33V32H89ZM99 33V32H98ZM97 33V34H98ZM135 33V35H136V31L134 32ZM134 33H131V34H134ZM156 33V30L154 31V34ZM167 33H168V30H167ZM166 32H165V34H167ZM174 33V32H173ZM187 33V32H186ZM189 33H191V32H189ZM230 33V32H229ZM235 33V32H234ZM236 33H238V37L236 36V34H229V35H232L233 36V38H234V36H236L235 38H239V33H240V31L238 32V28H237V32ZM254 33V32H253ZM252 33V34H253ZM4 34V33H3ZM42 34V39H43V37H44V39H45V37L47 38V36H43V33H41ZM57 34V33H56ZM55 34V35H56ZM58 34V35H59ZM63 34V33H62ZM67 34V33H66ZM73 34H75V32L73 33ZM91 34V33H90ZM95 34V33H94ZM96 34V35H97ZM100 34V33H99ZM106 34V33H105ZM112 34H114V33H112ZM165 34L163 35V36H165ZM177 34V33H176ZM182 34V33H181ZM184 35H185V33H183ZM183 34H182V37H183ZM192 34H194L193 32H192ZM195 34H196V32H195ZM194 34V35H195ZM198 34V33H197ZM205 34V33H204ZM10 35H12V34H10ZM40 35V34H39ZM48 35H49V32H48ZM58 35H57V37H58ZM77 35V34H76ZM75 35V36H76ZM87 36H89L88 35V33L86 34ZM86 35L84 36V38L86 37ZM104 35V34H103ZM129 35V34H128ZM134 35V36H135ZM138 35H139V32H138ZM156 36L158 35V34H155ZM170 35H171V33H170ZM175 35V34H174ZM199 35V34H198ZM244 35V34H243ZM250 35V34H249ZM259 35V34H258ZM262 35H264L263 34V31H262ZM9 36V35H8ZM37 36H38V34H37ZM51 36V35H50ZM66 36H68V35H66ZM74 36V35H73ZM108 36H110V35H108ZM107 36V34H106V37L105 38H107L108 37ZM141 36H143V35H141ZM159 36V35H158ZM163 36H160V37H163ZM175 36H178V35H175ZM180 36V35H179ZM188 36H189V34H188ZM33 37L35 38L36 36H34L33 35ZM61 37L64 39V37L61 35ZM69 37H70V35H69ZM68 37V38H69ZM72 37V36H71ZM71 37H70V39H71ZM78 37V36H77ZM89 37H94V35L92 34V36H89ZM89 37H87V38H89ZM111 37V36H110ZM109 37V38H110ZM144 37V36H143ZM155 37V36H154ZM159 37V38H160ZM166 37V36H165ZM187 37V36H186ZM244 37V36H243ZM247 37V36H246ZM245 37V38H246ZM252 37V36H251ZM255 37H257V36H255ZM259 37V36H258ZM51 38V37H50ZM76 38V37H75ZM79 38V37H78ZM77 38V40H79ZM82 39H83V37H81ZM102 38V37H101ZM104 38V37H103ZM132 38V40H130V42L131 43H133L134 42V38L133 37H131ZM142 38V37H141ZM174 38V37H173ZM177 38H179V37H177ZM181 38V37H180ZM188 38V40L189 39H191V38H189V37H187ZM200 38V37H199ZM199 38H198V40H199ZM218 38V37H217ZM232 37H231V40L233 39ZM234 38V39H235ZM241 38V37H240ZM239 38V39H240ZM15 39V38H14ZM35 39H37V38H35ZM41 39V40H42ZM54 39V38H53ZM58 39H59V37H58ZM72 39H74L73 37H72ZM93 39V38H92ZM96 39H99V38H96ZM113 39H114V37H113ZM136 39H137V35H136ZM153 39V38H152ZM158 39V38H157ZM175 39H176V37H175ZM183 39H184V41H185V39L186 38H184L183 37ZM183 39H182V41H183ZM195 39V38H194ZM247 39H250V38H247ZM13 40V39H12ZM16 40V39H15ZM24 40V39H23ZM29 40V39H28ZM34 40V39H33ZM48 40V39H47ZM60 40H62V39H60ZM65 40H67V38L65 39ZM81 40V39H80ZM84 40V39H83ZM94 40V39H93ZM92 40V42H94ZM110 40V39H109ZM127 40V39H126ZM161 40V39H160ZM168 40H173L172 39V37H171V39L170 38H168ZM181 40V39H180ZM180 40H176V41H180ZM193 40V39H192ZM197 40V39H196ZM237 41H238V39H236ZM240 40H242V38L240 39ZM0 41H1V39H0ZM17 41V40H16ZM38 41V40H37ZM52 41V40H51ZM55 41H56V38H55ZM69 41V40H68ZM73 41V40H72ZM71 41V42H72ZM88 42H86V39H85V42L86 43H89V40H87ZM97 41V43H98V40H96ZM96 41H95V43H96ZM99 41H103L102 39L100 40L99 39ZM125 41V40H124ZM145 41H148L147 39H144V44H145ZM169 41V43H171ZM182 41H180V43L182 42ZM220 41V40H219ZM222 41V40H221ZM244 41V40H243ZM3 42V41H2ZM8 42L10 43V40L9 41H7V44H8ZM12 42H14V41H12ZM22 42V41H21ZM47 42H49V40L47 41ZM60 42H62V41H60ZM75 42H77L76 40H75ZM79 42H82V41H79ZM79 42H78V45L80 46V44H79ZM84 42V43H85ZM91 42V43H92ZM103 42H105V41H103ZM141 42V41H140ZM153 42L155 43L156 41H154L153 40ZM158 42H160V41H158ZM157 42V43H158ZM162 42V41H161ZM168 41H166V43H167ZM173 43H174V41H172ZM186 42V41H185ZM188 42V41H187ZM201 42V41H200ZM239 42V41H238ZM248 42L249 41H247V44H248ZM254 42V41H253ZM85 43V44H86ZM96 43V44H97ZM128 43V41H126V44ZM135 43H137L136 42V40H135ZM134 43V44H135ZM142 44H143V42H141ZM146 43H148V42H146ZM156 43V44H157ZM163 43V42H162ZM165 43V42H164ZM175 43H177V42H175ZM175 43H174V46H175ZM179 43V44H180ZM184 42H182L181 44H183ZM191 43H192V41H191ZM196 43V42H195ZM219 43L220 42H218V44L217 45H219ZM6 43H5V45H7ZM25 44H27V43H25ZM55 44H58V43H55ZM66 44V43H65ZM70 44V43H69ZM134 44H133V46H134ZM138 44V43H137ZM135 45V47L137 46L138 47V49L139 50H141L140 49V47L141 48H143L144 49V47L143 46H138V45ZM143 44V45H144ZM149 44V43H148ZM152 44V43H151ZM156 44H154L155 46H156ZM168 44V43H167ZM166 44V45H167ZM187 44H189V43H187ZM186 43H184V46L183 47H185V45H187ZM1 45H3V44H1ZM17 45H19V44H17ZM40 45V44H39ZM53 45V44H52ZM63 45V44H62ZM93 45V44H92ZM91 44H90V46H92ZM101 45H102V43H101ZM101 45L99 44V46L101 47ZM140 45V44H139ZM163 45V44H162ZM171 45V44H170ZM195 44L193 43V46H194ZM216 45V46H217ZM244 45V44H243ZM8 47H9V44L7 45ZM6 46V47H7ZM20 46H21V44H20ZM66 46H68L67 48H69V45H66ZM65 46V47H66ZM78 46V47H79ZM89 46V44H87V46L85 45L84 47H88ZM132 46V45H131ZM145 46V45H144ZM173 45H171V47H172ZM188 46V45H187ZM202 46H203V44H202ZM206 47H207V45H205ZM210 46V45H209ZM216 46H215V48H216ZM255 46V45H254ZM261 46V45H260ZM264 46V45H263ZM5 48L6 50H4V52H6L7 54H9L11 51L13 52V50L15 49L16 50V48L15 47H13V48ZM39 47V46H38ZM41 47V46H40ZM56 47V46H55ZM65 47H64V49H65ZM92 47H94V46H92ZM98 47V46H97ZM99 47V48H100ZM137 47H136V49H137ZM147 47V46H146ZM145 47V48H146ZM150 48L152 47V45L151 46H149ZM160 47V46H159ZM167 47H168V45H167ZM190 47V44H189V46L186 48V50L188 49ZM198 47H199V44H198ZM214 47V46H213ZM245 47V46H244ZM256 47V46H255ZM259 47V46H258ZM2 48H4V46H2ZM81 48H83V46L81 47ZM89 48V47H88ZM87 48V49H88ZM94 48H96V45H95V47ZM106 48H107V46H106ZM127 48V47H126ZM134 48V47H133ZM154 48V46L151 48V50ZM168 48H170V47H168ZM176 48V47H175ZM175 48H174V50H175ZM177 48H178V46H177ZM176 48V49H177ZM202 48H204V47H202ZM240 48V47H239ZM261 48V47H260ZM263 48V47H262ZM29 49V48H28ZM56 49V48H55ZM62 49V48H61ZM60 48L58 49L59 50V52H61L60 50H61ZM64 49H62L63 51H64ZM90 49V48H89ZM88 49V50H89ZM102 49V48H101ZM130 49V48H129ZM128 49V51L130 52V50ZM147 49H149V48H147ZM154 49H156V48H154ZM159 49V48H158ZM162 49H164V51H168V50H165V47L163 48L162 47ZM171 49H173V48H170V50ZM191 49H192V47H191ZM190 49V50H191ZM195 49H197V48H195ZM194 48L192 49L194 52L196 51L197 52V54H198V50H195ZM242 49V48H241ZM252 49V48H251ZM23 50H25V53L23 54V62H24V66H25V69H26V67H28V68H30V69H35L36 71V73H39L40 75H47V74H49V71L47 72L46 71V69L44 68V66L46 65V64H44V62H43V57H42V55L40 56V55H36L35 53H33V52H31V51H27V48L25 49V48H23ZM57 49H56V51H58ZM68 50V49H67ZM73 50V49H72ZM97 50L99 51V49L97 48ZM125 50V49H124ZM134 50V49H133ZM138 50V51H139ZM151 50H149L150 52H152ZM179 50H182V51H184L185 52V50L184 49H182V47H181V49H179ZM199 50H200V48H199ZM202 50V49H201ZM201 50H200V53L199 54H201ZM211 50V49H210ZM213 50H215V49H212V51ZM217 50V49H216ZM243 50V52H244V49H242ZM35 51V50H34ZM49 51V50H48ZM71 51V50H70ZM73 51H75V50H73ZM81 51V50H80ZM90 51V50H89ZM88 51V52H89ZM131 51H132V49H131ZM147 51V50H146ZM149 51H147L148 53H150ZM158 51V50H157ZM161 51H163V50H161ZM172 51V50H171ZM176 51H178V50H176ZM176 51H174V52H176ZM187 51H189V49L187 50ZM249 51V50H248ZM248 51H246V52H248ZM251 51H253V50H251ZM261 51H262V49H261ZM1 52V51H0ZM3 52V51H2ZM65 52V51H64ZM64 52H62V54L64 53ZM128 52V53H129ZM134 52V51H133ZM135 52H136V50H135ZM144 52V50H141V53H143ZM146 52V55L145 56H147V58L149 57L148 56V53ZM158 52H160V51H158ZM170 51H168V53H169ZM196 52H195V55H196ZM202 52H203V50H202ZM204 52H206V51H204ZM245 52V53H246ZM45 53V52H44ZM50 53V52H49ZM68 53H69V51H68ZM68 53H66L67 55H68ZM71 53H72V51H71ZM74 53H76V52H74ZM85 53H86V50H85ZM89 53H91V51L89 52ZM95 53H97V51L95 52ZM95 53H94V55H95ZM140 53V52H139ZM145 53V52H144ZM155 53V52H154ZM165 53H167V52H165ZM178 53V52H177ZM192 53V52H191ZM213 53V52H212ZM244 53V54H245ZM256 53V52H255ZM12 54V53H11ZM10 54V55H11ZM46 54V53H45ZM61 54V55H62ZM65 54V53H64ZM64 54H63V56H64ZM65 54V55H66ZM70 54V53H69ZM73 54V53H72ZM77 54V53H76ZM88 54V53H87ZM92 54H93V52H92ZM134 54V53H133ZM135 54H137V52L135 53ZM134 54V55H135ZM158 54V53H157ZM160 54V53H159ZM163 53L161 52V55H162ZM171 55H172V57H171V55H170V57L171 58H173V54L172 53H170ZM186 54H188V53H185V55L184 56H186ZM192 54H194V53H192ZM191 54V55H192ZM198 54V55H199ZM206 54H207V52H206ZM206 54H205V56H206ZM208 54H211V53H209V51H208ZM208 54H207V56H208ZM217 54V53H216ZM247 54V53H246ZM258 55H259V58L258 59H260V55H261V53L259 54V53H257ZM256 54V55H257ZM51 55V54H50ZM75 55V54H74ZM93 55V56H94ZM144 55V54H143ZM151 55V54H150ZM154 55V54H153ZM153 55H151V56H153ZM156 55V54H155ZM179 55H182V53L180 54H177L176 56H175V58L176 57H178ZM194 55V56H195ZM202 55H203V53H202ZM213 55V54H212ZM240 55H241V57H242V54H239V56H238V58H240ZM252 56H253V53L251 54ZM258 55H257V57H258ZM57 56V55H56ZM70 56V55H69ZM80 56V55H79ZM92 56V55H91ZM96 56V55H95ZM97 56H98V53H97ZM96 56V57H97ZM124 56V55H123ZM138 56H140V55H138ZM142 56V55H141ZM145 56H143V57H145ZM157 56V55H156ZM155 56V57H156ZM163 56H165L164 54H163ZM167 56V55H166ZM183 56V57H184ZM194 56H192V57H194ZM215 55H213V57H214ZM217 56H220V55H218L217 54ZM217 56H215V57H217ZM247 56H248V54H247ZM250 56V55H249ZM251 56V57H252ZM42 57V58H41ZM55 57V56H54ZM65 57H67V56H65ZM71 57H72V55H71ZM70 57V58H71ZM78 57V56H77ZM86 57V56H85ZM125 57V56H124ZM134 57V56H133ZM132 57V58H133ZM180 57V58H179ZM178 58L179 59H181V57L182 56H179ZM188 57H189V54H188ZM204 57V56H203ZM212 57V56H211ZM211 57H207V58H209V62H210V58ZM212 57V58H213ZM253 57H255V56H253ZM252 57V60H253V62H254V58ZM256 57V58H257ZM264 56H262V60L264 59L263 58ZM19 58V57H18ZM45 58V57H44ZM49 58H50V56H49ZM49 58L47 57V59L49 60ZM76 57H72L70 60H72V59H75ZM90 58V57H89ZM92 58V57H91ZM91 58H90V60H91ZM94 58V57H93ZM137 57L135 56V58L134 59H136ZM140 59L142 58V57H139ZM146 58V57H145ZM150 58L151 57H149V60H150ZM157 58V57H156ZM158 58H160L159 60H161L162 58L161 57H159V55H158ZM163 58H165V57H163ZM170 58V59H171ZM186 58V57H185ZM195 58V60H197L196 58H198V56H196V57H194ZM200 58H202V57H199V59ZM242 58H245V56L244 57H242ZM247 58V57H246ZM19 59H22V58H19ZM47 59H45V61H47ZM52 59H53V56H52ZM56 59H58V57L56 58ZM77 59V58H76ZM79 59V58H78ZM138 59V58H137ZM139 59V60H140ZM144 59V58H143ZM153 59V57L151 58V60ZM165 59H167V58H165ZM164 59V60H165ZM198 59V60H199ZM225 59H227V58H225ZM258 59H255V60H257V62L255 61L254 62V64L256 63H260L261 61L259 60V62H258ZM59 60V59H58ZM67 60V59H66ZM69 60V59H68ZM87 60V59H86ZM90 60H88L87 62H89ZM132 60V62H133V59H131ZM130 60V61H131ZM139 60L137 61V64H139L138 62H139ZM145 60V59H144ZM155 60H158V59H155ZM154 60V61H155ZM182 61H183V59H181ZM181 60L179 61V60H176L177 62L179 61V63L181 62ZM185 60H187V59H185ZM189 61H190V58L188 59ZM203 61L205 60V62L206 61H208V59L206 60V57L204 58V59H202ZM213 60V59H212ZM215 60V59H214ZM222 60H223V58H222ZM222 60H219V61H222ZM245 60V59H244ZM243 60V61H244ZM247 60H248V62H249V60H251V59H249V58H247L244 62H246V63H248L247 62ZM20 61V60H19ZM53 61V60H52ZM73 61H75L76 62V60H73ZM98 61H100V60H98ZM117 61V60H116ZM129 61V60H128ZM134 61H136V60H134ZM141 61V60H140ZM175 61V60H174ZM173 61V66H175V65H177V63H176V61L174 62ZM217 61H218V59H217ZM242 61V60H241ZM22 62V63H23ZM62 62V61H61ZM67 62V61H66ZM66 62H65V65L63 66V67H65L67 64H66ZM91 62H93V61H91ZM91 62L88 64V65H90V67L89 68H91ZM95 62V61H94ZM94 62H93V64H94ZM132 62H130V63H132ZM144 62V61H143ZM142 61H141V64L143 63ZM146 62V61H145ZM160 62V61H159ZM162 62V61H161ZM160 62V63H161ZM165 62L168 64V59H167V61L165 60ZM164 62V63H165ZM185 62V61H184ZM184 62H181L180 64L182 65V64H184ZM188 62V61H187ZM194 62H196V61H194ZM198 63H199V61H197ZM212 62V61H211ZM21 63V62H20ZM20 63H19V65H20ZM49 63V62H48ZM70 63V62H69ZM78 63V62H77ZM83 63H84V61H83ZM123 63H125V62H123ZM152 63V62H151ZM154 63L155 62H153V66H154ZM176 63V64H175ZM190 63H192L193 64V61L192 62H190ZM198 63H197V65H198ZM204 63V62H203ZM224 63V62H223ZM263 63V62H262ZM261 63V64H262ZM54 64V63H53ZM72 64V63H71ZM76 64V63H75ZM115 64V63H114ZM117 64V63H116ZM129 64V63H128ZM127 64V65H128ZM133 64H135V66H137V69H140V71L143 73V72H145V71H143L144 69H142L141 70V68H142V66H140V65H137L136 63H134L133 62ZM147 64H148V60H147ZM162 64H163V62H162ZM162 64H157L158 66L160 65V66H162ZM172 64V63H171ZM179 64V65H180ZM191 64V65H192ZM196 64V63H195ZM194 64V66H196ZM205 64V63H204ZM203 64V65H204ZM217 64V63H216ZM240 64V63H239ZM253 64V65H254ZM255 64V65H256ZM50 65H52V64H50ZM60 65V64H59ZM62 65V64H61ZM83 65H85L86 66V62H85V64H83ZM143 65H144V63H143ZM170 65V63L168 64V67H170L169 66ZM179 65H177L178 67H179ZM180 65V66H181ZM187 65V64H186ZM246 65V64H245ZM244 65V66H245ZM250 65V66H249ZM249 65H246V66H249V67H251L252 66V62L249 64ZM257 65H260V64H257ZM256 65V66H257ZM264 65V64H263ZM262 65V66H263ZM54 67H56L55 66V64L53 65ZM58 66V65H57ZM78 66H80V65H78L77 64V67ZM121 66H122V63H121ZM124 66H126V65H124ZM135 66H132L134 69H133V71H131L129 68L131 67H129V65H128V69L130 70V72H131V74L129 73V71H128V75H130V76H128L127 78H130L131 76H132V72L134 73V70H136V73H134V75L136 76V74H137V69H135ZM141 67V68H139V67ZM148 66V65H147ZM150 67H151V65H149ZM159 66V67H160ZM193 66V65H192ZM201 66V65H200ZM241 66V65H240ZM21 67H22V65H21ZM47 67H49V66H47ZM46 67V68H47ZM70 67V65L69 66H66L65 68L66 69H64V71L65 70H70V69H67V68H69ZM132 67H131V69H132ZM155 67H157V66H155ZM166 66H164V68H165ZM184 67V66H183ZM187 67V66H186ZM203 67V66H202ZM249 67L247 68V70L249 69ZM254 68H253V70L255 69V66H253ZM24 68V67H23ZM22 68V69H23ZM49 68H51V67H49ZM59 68H61V67H59ZM85 68V67H84ZM114 69H115V67H113ZM117 68V67H116ZM122 68V67H121ZM152 68V67H151ZM162 68H163V66H162ZM161 68V69H162ZM163 68V69H164ZM176 68V67H175ZM174 68V69H175ZM181 68V67H180ZM179 68V69H180ZM200 68V67H199ZM204 68V67H203ZM224 68V67H223ZM260 68V67H259ZM259 68H256L257 70H259ZM9 69H13V68H8V70ZM25 69H23V70H25ZM29 69V70H30ZM55 70H56V68H54ZM72 70H73V68H71ZM75 69V68H74ZM79 69H81V68H79ZM92 69V68H91ZM94 69H95V67H94ZM97 69V68H96ZM108 69V68H107ZM110 69V68H109ZM112 69V68H111ZM110 69V70H111ZM113 69V70H114ZM124 69V68H123ZM128 69H126V70H128ZM148 69H150V68H148ZM157 69V68H156ZM160 69V68H159ZM167 69V68H166ZM193 69H196V67H193ZM18 70H20V69H18ZM48 70V69H47ZM62 70H63V68H62ZM85 70L86 71H88V69H87V66H86V68H85ZM90 70V69H89ZM116 70V69H115ZM118 70H120V68L118 69ZM125 70V69H124ZM124 70H123V72H124ZM146 70H147V67H146ZM155 70V69H154ZM153 70V71H154ZM169 70H171V71H173L172 70V68L171 69H169ZM191 70V69H190ZM201 70H202V68H201ZM201 70H199V71H201ZM10 71V70H9ZM12 72L13 71H17V70H15V68L13 69V70H11ZM54 71V70H53ZM58 71V67H57V70H56V72ZM67 71H65L66 73H67ZM73 71H76L77 72V69L76 70H73ZM80 71V70H79ZM86 71H85V73H86ZM91 71V70H90ZM89 71V72H90ZM97 71H99L98 69H97ZM139 71V72H140ZM156 71V70H155ZM161 71V70H160ZM176 71H179V70H177L176 69ZM186 71V70H185ZM205 71H206V69H205ZM261 71H263V70H261ZM11 72V73H12ZM20 72H22V71H20ZM59 72V71H58ZM75 72V73H76ZM81 72V71H80ZM83 72V71H82ZM92 72V71H91ZM90 72V73H91ZM94 72H96V71H94ZM123 72H122V74H123ZM140 72V73H141ZM147 72H148V70H147ZM161 72H166V71H161ZM179 72H181V71H179ZM188 72H192V70L191 71H189L188 70ZM194 72H196L195 70H194ZM193 72V73H194ZM202 72H204V71H202ZM201 72V73H202ZM213 72V71H212ZM251 72H253V71H251ZM255 72V71H254ZM8 73V72H7ZM16 72H14V74H15ZM19 73V72H18ZM64 73V72H63ZM69 74H71L70 72H68ZM75 73H74V76H75ZM78 73V72H77ZM77 73H76V75H77ZM89 73V74H90ZM100 73H102V72H100ZM104 73V72H103ZM106 73V72H105ZM104 73V74H105ZM116 74H119L120 73V71H119V73H117V71L115 72ZM114 73V74H115ZM141 73V74H142ZM150 74H151V76H152V73L151 72H149ZM158 73V72H157ZM169 73V72H168ZM172 73V72H171ZM197 73H199L198 71H197ZM206 73V72H205ZM209 73V72H208ZM59 74V73H58ZM62 74V72H60V75ZM89 74H86V78L88 79V77H87V75H89ZM93 74V73H92ZM96 74V73H95ZM108 74H110L109 72H108ZM114 74H112V75H114ZM144 74V73H143ZM149 74V75H150ZM170 74V73H169ZM173 74V73H172ZM182 74H184L183 72H182ZM181 74V75H182ZM194 74H196V73H194ZM9 75V74H8ZM66 75H68V74H66ZM65 75V76H66ZM73 75V74H72ZM112 75H110V78H111V76ZM133 75V76H134ZM138 75H140V74H138ZM145 75H147V73L145 74ZM155 75V74H154ZM159 75V74H158ZM160 75H163V74H161L160 73ZM188 75V74H187ZM262 75V74H261ZM10 76V75H9ZM8 76V77H9ZM47 76H51V75H47ZM63 76V75H62ZM69 77L68 78H70V75H68ZM80 76V75H79ZM91 76V75H90ZM100 76V75H99ZM103 76V75H102ZM105 76V75H104ZM106 76H107V78H109L108 77V75H107V73H106ZM122 77L124 76L125 77V75H121ZM126 76H127V74H126ZM148 76V75H147ZM165 75H163V77H164ZM193 76H195V75H193ZM23 77V76H22ZM71 77H73V76H71ZM78 77V76H77ZM82 77V76H81ZM95 77V76H94ZM114 77V76H113ZM138 77H140V76H138ZM142 77H144V76H142ZM146 77V76H145ZM154 77V76H153ZM162 77V78H163ZM199 77V76H198ZM60 79H61V77H59ZM76 78V77H75ZM91 78H93V76L91 77ZM104 78V77H103ZM120 78V77H119ZM119 78H118V80H119ZM206 78V77H205ZM209 78V77H208ZM79 80H80V78H78ZM78 79H76L77 80V82H75V85H77V84H79L80 82H78ZM82 79V78H81ZM94 79H96V77L94 78ZM121 79V78H120ZM143 78H141V80H142ZM148 78H146V81H145V83H148L147 80ZM152 79V78H151ZM191 79H194V77L193 78H191ZM211 79V78H210ZM214 79V78H213ZM75 79H73V81H74ZM83 81H84V79H82ZM92 80V79H91ZM99 80H101L102 81V79H99ZM106 80V79H105ZM108 81L110 80V79H107ZM124 80V79H123ZM123 80H121V82L123 81ZM132 80V79H131ZM134 80V79H133ZM139 80V79H138ZM137 80V81H138ZM156 80V79H155ZM159 80H163V79H159ZM158 80V81H159ZM165 80V79H164ZM167 80H170V79H168L167 78ZM65 81V80H64ZM69 81V80H68ZM96 81H97V79H96ZM111 81H112V83H113V80L111 79ZM127 81V80H126ZM143 81V80H142ZM208 81V80H207ZM259 81V80H258ZM82 82V81H81ZM86 82V81H85ZM85 82L84 83H81V84H83V87H85ZM104 82H107V81H104ZM118 82V81H117ZM120 81H119V83H121ZM131 82V81H130ZM150 82V81H149ZM153 82V81H152ZM155 82V81H154ZM157 82V81H156ZM196 82V81H195ZM209 82V81H208ZM214 82V81H213ZM226 82V81H225ZM77 83V84H76ZM96 83V82H95ZM97 83H98V81H97ZM112 83H110V85H109V82L107 83L110 87H111V84ZM139 83H141L140 81H139ZM161 83V82H160ZM203 83V82H202ZM224 83V82H223ZM227 83H228V81H227ZM255 83V82H254ZM81 84H80V86H81ZM87 85H89L88 83H86ZM91 84V83H90ZM100 84V83H99ZM101 84H103V85H101ZM101 86H104V84L105 83H103V82H101ZM106 84V85H107ZM129 84H131V83H129ZM142 84V83H141ZM155 84V83H154ZM197 84V83H196ZM201 84V83H200ZM222 84V83H221ZM244 84V83H243ZM73 85H74V83H73ZM94 85V87H95V84H93ZM97 85V84H96ZM100 85H99V87H100ZM113 85V84H112ZM120 85V84H119ZM122 85V84H121ZM135 85V84H134ZM163 85V84H162ZM164 85H165V82H164ZM218 85V84H217ZM80 86H79V88H77V90L78 89H81L80 88ZM115 86V85H114ZM167 86H169V85H167ZM244 86V85H243ZM252 86V85H251ZM16 87V86H15ZM72 87V86H71ZM76 87V86H75ZM89 87V86H88ZM98 87V86H97ZM96 87V88H97ZM105 87V86H104ZM109 87V88H110ZM116 87H117V84H116ZM125 88L126 87H128V86H124ZM151 87V86H150ZM95 88V89H96ZM102 88V87H101ZM101 88H98V89H101ZM109 88H107V89H109ZM114 88V87H113ZM118 88V87H117ZM140 88H142V87H140ZM147 88V87H146ZM206 88H207V86H206ZM210 88V87H209ZM83 89V88H82ZM88 89V88H87ZM92 89H94V88H92ZM92 89H89V90H92ZM149 89V88H148ZM185 89V88H184ZM86 90V87H85V89H84V91ZM103 90V89H102ZM101 90V91H102ZM112 90V89H111ZM114 90V89H113ZM118 89H115V91H117ZM121 90V89H120ZM138 90V89H137ZM136 90V91H137ZM159 90V89H158ZM22 91H24L23 93H21L19 90H18V92L19 93H21V96L19 97L20 99H23L24 101L22 102V104L24 103V105H26V104H28V102H26V100H27V98L25 97V96H29L30 98L32 97V94L33 93H35L36 94V92L35 91H32V90H28V89H23ZM79 91L80 90H78V92L76 91V93H78L79 94ZM94 91V93H95V90H92V92ZM100 91V90H99ZM101 91L99 92V93H101ZM86 92V91H85ZM91 92V91H90ZM104 92H107V91H105V89H104ZM109 92H111V91H109ZM114 92V91H113ZM119 92V91H118ZM205 92V91H204ZM89 93V92H88ZM108 93V92H107ZM112 93V92H111ZM114 93H116V92H114ZM127 93V92H126ZM156 93V92H155ZM185 93V92H184ZM192 93V92H191ZM202 93V92H201ZM209 93V92H208ZM213 93V92H212ZM80 94L82 95V93L80 92ZM98 94V93H97ZM102 94H103V91H102ZM106 94V93H105ZM109 94V93H108ZM107 94V95H108ZM119 94V93H118ZM158 94V93H157ZM172 94V93H171ZM9 95H10V93H9ZM89 95H91L90 93H89ZM100 95V94H99ZM109 95H111V94H109ZM113 95V94H112ZM155 95V94H154ZM160 94H158V96H159ZM91 96H93V95H91ZM89 97L90 99H92V97ZM97 96V95H96ZM96 96H94V97H96ZM101 96V97H100ZM100 96H98L97 98H102V95H100ZM122 96V95H121ZM194 96V95H193ZM205 96V95H204ZM228 96V95H227ZM1 97H3V96H1ZM7 97H9V96H7ZM78 97V96H77ZM93 97V98H94ZM105 97V96H104ZM112 97V96H111ZM113 97H114V95H113ZM5 97H3V100H5L4 99ZM82 99H83V97H81ZM84 98H88V97H84ZM96 98V99H97ZM99 98V99H100ZM110 98V97H109ZM115 98V97H114ZM118 98V97H117ZM122 98H124V97H122ZM201 97H199V99H200ZM8 99V101H9V108L11 107V108H13V101H12V99L11 98H7ZM79 99V98H78ZM90 99H88L89 101H90ZM113 99V98H112ZM112 99H109L111 102H113L112 101ZM169 99V98H168ZM102 100H103V98H102ZM106 100H107V98H106ZM105 100V101H106ZM122 100V99H121ZM120 100V101H121ZM155 100V99H154ZM166 100V99H165ZM0 135H1V137H3L2 135V132H4V133H6V135L8 134V135H11V141L10 142H12L13 141V139H15V144H17V134H18V132H19V128H20V124L19 123H21L20 121L22 120V119H18V120H15V121H13V120H10V122L7 120V118H6V114H9V113H7V107H5V105H7V104H5V105H3V102H2V100L0 99ZM89 101H87V103L89 102ZM104 101V102H105ZM125 101V100H124ZM135 101V100H134ZM12 102V103H11ZM84 101H82V102H80V103H83ZM93 102H94V100H93ZM97 102V101H96ZM101 102V101H100ZM99 102V103H100ZM109 102V101H108ZM115 102V101H114ZM117 102V101H116ZM164 102V101H163ZM7 103V102H6ZM85 103V102H84ZM92 103V102H91ZM102 103V102H101ZM101 103L98 105V106H100L101 105ZM120 103V102H119ZM118 103V104H119ZM123 103H125V102H123ZM153 103V102H152ZM197 103V102H196ZM261 103H262V101H261ZM260 102L259 103H257V104H261ZM90 104V103H89ZM88 104V105H89ZM93 104V103H92ZM105 104V103H104ZM108 104V103H107ZM161 104V103H160ZM169 104H170V102H169ZM217 104V103H216ZM83 105V104H82ZM85 105H87V104H85ZM111 104L109 103V107L107 108L109 111H110V109L109 108H112V106L113 105H116L115 103L113 104L112 103V106H110ZM123 105V104H122ZM153 105H154V103H153ZM189 105H191V104H189ZM8 106V105H7ZM15 106H16V104H15ZM90 106V105H89ZM96 106H97V103H96ZM105 106H106V104H105ZM117 106V105H116ZM196 106H198L197 104H196ZM195 106V107H196ZM17 107V106H16ZM19 107V106H18ZM30 107L31 106H29V110H30ZM85 107H87V106H85ZM90 107H92L94 110H95V106L93 107V105L92 106H90ZM113 107H115V106H113ZM120 107V106H119ZM122 107V106H121ZM139 107V106H138ZM260 107L261 106H259V109H260ZM8 108V109H9ZM83 108H84V106H83ZM97 108H99V107H96V109ZM101 108H102V106H101ZM103 108H104V105H103ZM123 108H124V105H123ZM123 108H120V109H123ZM157 108V107H156ZM256 108V107H255ZM15 109V108H14ZM27 109V110H28ZM82 109V108H81ZM86 109H88V108H86ZM107 109H101L102 111H99L98 110V112H96V111H93V112H91V113H89V114H87L88 112H85L87 115H86V117H85V119L84 120H82L81 121V126L82 125H85V124H89V126L90 127H92V124L95 122H91V121H93V119H95V118H97V120H96V122L98 121L99 122V118H101V117H104V116H106L107 114H109L108 112V110ZM120 109H114L117 113L119 112V110ZM192 109V108H191ZM222 109V108H221ZM4 110H5V112H4ZM12 110V109H11ZM18 110V109H17ZM26 110V111H27ZM32 110V112H29V111H27L28 113H36V111L35 112H33V109H31ZM82 110H84L85 111V109H82ZM113 109H111V111H110V113L112 114V112H115ZM145 110H147V109H145ZM149 110V109H148ZM156 110V109H155ZM175 110V109H174ZM189 110V109H188ZM197 110V109H196ZM256 110V109H255ZM262 109H260L259 111H261ZM10 111V110H9ZM88 111L90 112L91 111V109L89 110L88 109ZM121 111V110H120ZM200 111V110H199ZM14 111H12V113H13ZM49 112V111H48ZM126 112V111H125ZM143 112H144V110H143ZM195 112V111H194ZM197 112V111H196ZM202 111H200V113H201ZM238 112V111H237ZM254 112L255 111H253V114H254ZM264 112V111H263ZM24 113V112H23ZM22 113V114H23ZM27 113V114H28ZM116 113V114H117ZM146 113V112H145ZM203 113H204V111H203ZM240 113V112H239ZM259 113L260 112H258V115H259ZM50 114V113H49ZM115 113L113 114V115H115L116 116V118H120V117H122V116H120V117H117L118 115H116ZM119 114H121V115H123L124 114V112H120ZM127 114V113H126ZM129 114V113H128ZM205 114V113H204ZM203 114V115H204ZM223 114V113H222ZM241 114H243V113H241ZM256 114H257V110H256ZM256 114H254V115H256ZM11 115V114H10ZM15 115V114H14ZM24 115V114H23ZM32 115V114H31ZM30 115V120H34L35 118H36V116L34 117V115L33 116H31ZM38 116H39V114H37ZM132 115V114H131ZM140 115V114H139ZM182 115V114H181ZM210 115V114H209ZM258 115H256V117H257V120H258ZM260 115H262V113L260 114ZM259 115V116H260ZM263 115H264V113H263ZM29 116V115H28ZM37 116V117H38ZM85 116V115H84ZM110 117L112 116V115H109ZM108 116V117H109ZM114 116V117H115ZM124 116H125V114H124ZM206 116H207V114H206ZM215 116V115H214ZM236 116H237V114H236ZM236 116H233V118L234 117H236ZM243 116V115H242ZM131 117V116H130ZM140 117V116H139ZM210 117L211 116H209V119H210ZM213 117V116H212ZM252 117V116H251ZM256 117H254V118H256ZM261 117V116H260ZM106 118V117H105ZM112 118H113V116H112ZM115 118V119H116ZM238 118V117H237ZM262 118V117H261ZM102 119H104V118H102ZM102 119H101V121H102ZM108 119V118H107ZM122 120H124V117H122L121 118ZM120 119V120H121ZM250 119H252V118H250ZM36 120V119H35ZM105 120V119H104ZM118 120V119H117ZM122 120L120 121V122H122ZM234 120V119H233ZM238 120H239V118H238ZM237 120V121H238ZM257 120H256V123H257ZM260 120V119H259ZM259 120H258V122H259ZM264 120V119H263ZM39 121V120H38ZM107 121H109V120H107ZM110 121H112V119H110ZM116 121V120H115ZM223 121V120H222ZM245 121V120H244ZM247 121V120H246ZM250 121V120H249ZM252 121V120H251ZM91 122V123H90ZM96 122H95V124H96ZM103 122V121H102ZM114 122V121H113ZM112 122V123H113ZM123 122H125V121H123ZM122 122V123H123ZM126 122H128L127 120H126ZM140 122V121H139ZM190 122V121H189ZM214 122V121H213ZM242 123V121H240L239 120V123ZM263 122V121H262ZM262 122H261V124H262ZM35 123V122H34ZM108 123V122H107ZM110 123V122H109ZM218 123V122H217ZM220 123V122H219ZM222 123V122H221ZM238 123V122H237ZM91 124V125H90ZM95 124H94V126H95ZM103 124V123H102ZM102 124H100L99 123V125H102ZM125 125L127 124V123H124ZM224 124V126L226 127V125H225V123H223ZM251 124V123H250ZM255 123H253V124H251V125H254ZM264 124V123H263ZM262 124V125H263ZM96 125H98V123L96 124ZM113 125V124H112ZM120 125H121V123H120ZM128 125H129V123H128ZM135 125V124H134ZM134 125H132V126H134ZM181 125V124H180ZM232 125V124H231ZM257 125H258V123H257ZM66 126V125H65ZM93 126V128H94V130H95V128L97 129V130H99L98 129V127L96 126V127H94ZM118 126V125H117ZM132 126H130V127H132ZM195 126V125H194ZM218 126H221L222 127V125H220V124H218ZM232 126H234V125H232ZM246 126V125H245ZM256 126V125H255ZM254 126V128H256ZM261 126V125H260ZM259 126V128L261 129V127ZM99 127H101V126H99ZM108 127H110V126H108ZM111 127H113V129H114V126H111ZM138 127V126H137ZM197 127V126H196ZM104 128H105V125H104ZM117 128V127H116ZM119 128V127H118ZM133 128H135V127H133ZM150 128V127H149ZM224 128V127H223ZM232 128V127H231ZM230 128V129H231ZM234 128V127H233ZM236 128V127H235ZM247 128V127H246ZM262 128H264V127H262ZM91 129V128H90ZM110 129V128H109ZM120 129V128H119ZM127 129V128H126ZM130 129V128H129ZM225 129V128H224ZM229 129V131H225L226 133L227 132H232L231 130ZM238 129V128H237ZM250 129V128H249ZM260 129L258 130V128H256L255 130H258V131H260ZM102 130H104V129H102L101 128V132H102ZM106 130V131H105ZM104 131L105 132H107V130L108 129H105ZM117 130V129H116ZM122 130V129H121ZM120 130V131H121ZM134 130V129H133ZM137 130V129H136ZM148 130V129H147ZM196 130V129H195ZM227 130V129H226ZM235 130V129H234ZM233 130V132L235 133V131ZM240 130V129H239ZM238 130V131H239ZM254 130V129H253ZM262 130H264V129H262ZM261 130V132H263ZM38 131V130H37ZM90 131V130H89ZM93 131V130H92ZM111 131V130H110ZM110 131H108V132H110ZM114 131H115V129H114ZM113 130H112V132H114ZM138 131V130H137ZM137 131H135V132H137ZM144 131V130H143ZM198 131V130H197ZM237 131V130H236ZM248 131V130H247ZM252 131V130H251ZM94 133L96 132V131H93ZM105 132H103L104 134H102V137L105 135ZM112 132H110V133H112ZM220 132V131H219ZM246 132V131H245ZM245 132H244V134H245ZM250 131H248V133H249ZM257 132V131H256ZM93 133V134H94ZM97 133H99V132H97ZM96 133V134H97ZM119 133V132H118ZM127 133L128 132H126V135H127ZM139 133H140V131H139ZM226 133H225V135H226ZM247 133V132H246ZM255 133V132H254ZM257 133H260V132H257ZM37 134V133H36ZM59 134V133H58ZM95 134V135H96ZM100 134V133H99ZM107 135H108V133H106ZM136 134V133H135ZM138 134V133H137ZM136 134V135H137ZM141 134V133H140ZM218 134V133H217ZM236 134H237V132H236ZM251 134H253L252 132H251ZM256 134V133H255ZM5 135V134H4ZM5 135V136H6ZM47 135V134H46ZM94 135V136H95ZM107 135H105L106 137H107ZM111 135V134H110ZM121 134H118L116 137H114L115 139L118 137V136H120ZM130 135V134H129ZM139 135V134H138ZM220 135H222V133L220 134ZM227 135H228V133H227ZM254 135V134H253ZM259 135V134H258ZM261 135H263L262 137H263V139H264V132H263V134H261ZM261 135H260V138H261ZM13 136H15V137H13ZM42 136V135H41ZM60 136V135H59ZM71 136V135H70ZM74 136V135H73ZM93 136V137H94ZM97 136V135H96ZM95 136V137H96ZM101 136V135H100ZM122 136V135H121ZM173 136V135H172ZM238 136H240V135H237V137ZM243 136V135H242ZM248 136H251V135H248ZM6 137H8V136H6ZM13 137V138H12ZM48 137V136H47ZM123 137H125V136H123ZM138 137V136H137ZM244 137V136H243ZM242 137V138H243ZM252 137V136H251ZM256 137V136H255ZM254 137V138H255ZM8 138H10V137H8ZM45 138H46V136H45ZM49 138H51V137H49ZM48 138V139H49ZM70 138V137H69ZM78 138H79V136H78ZM107 138H109V137H107ZM106 138V139H107ZM120 138V137H119ZM122 138V137H121ZM120 138V139H121ZM132 138H133V136H132ZM139 138V137H138ZM138 138H136V139H138ZM239 138V137H238ZM241 138V139H242ZM245 138V137H244ZM246 138H247V135H246ZM248 138H250V137H248ZM259 138V137H258ZM1 139V138H0ZM3 139V138H2ZM1 139V140H2ZM6 139V138H5ZM48 139L46 140L47 142H48ZM75 139H77V138H75ZM74 139V140H75ZM79 139H81V138H79ZM78 139V140H79ZM93 139V138H92ZM99 139V138H98ZM97 138H96V140H98ZM104 139V138H103ZM125 139V138H124ZM129 139V138H128ZM263 139H261V140H263ZM0 140V141H1ZM4 140V139H3ZM40 140V139H39ZM65 140V139H64ZM71 140V139H70ZM73 140V139H72ZM73 140V141H74ZM78 140H77V142H78ZM83 140V139H82ZM96 140H93V141H96ZM100 140V139H99ZM239 140V139H238ZM253 140V139H252ZM256 142H260V141H258V139L256 138ZM260 140V139H259ZM46 141L44 142V144L46 143ZM80 141V140H79ZM86 141H88V138L86 139V140H84V143L86 142ZM104 141V140H103ZM103 141H102V143H103ZM127 141V140H126ZM138 141V140H137ZM175 141V140H174ZM226 141V140H225ZM242 141V140H241ZM241 141H239V142H241ZM3 142V141H2ZM2 142H0V148H1V146H3V144H2ZM6 142V141H5ZM5 142H3L4 144H5ZM42 142V141H41ZM42 142V143H43ZM63 142H65V141H63ZM69 141L67 140V143H68ZM70 142H72V141H70ZM69 142V143H70ZM99 142V141H98ZM98 142H96V144L98 143ZM115 143H116V140L114 141ZM117 142H118V140H117ZM122 142V141H121ZM246 142V141H245ZM255 142V141H254ZM254 142H252V143H254ZM261 142H264V141H261ZM14 143H13V145H14ZM42 143H41V145H42ZM66 143V142H65ZM84 143L83 144H81V143H79V144H81V146L82 145H84ZM101 142H99L98 144H102ZM105 143V142H104ZM103 143V144H104ZM136 143V142H135ZM242 143V142H241ZM249 143V142H248ZM38 144V143H37ZM47 144V143H46ZM60 144H64V143H60ZM74 144H75V142H74ZM111 144V143H110ZM113 145H114V143H112ZM111 144V145H112ZM121 144H123V143H121ZM125 144H127V142L125 143ZM191 144V143H190ZM246 144V143H245ZM251 144V143H250ZM260 144H262V143H260ZM7 145V144H6ZM87 145H88V143H87ZM138 145V144H137ZM136 145V146H137ZM237 145H240V143L239 144H237ZM252 145V144H251ZM251 145H248V146H251ZM254 145V144H253ZM262 145H264V143L262 144ZM262 145H260V147H259V149L261 148V146ZM45 146H47V145H45ZM71 146H73V145H71ZM76 146H78L77 144L74 146L75 148H76ZM85 148H86V143H85ZM106 146V144L104 145V147ZM234 146V145H233ZM242 146H243V144H242ZM242 146H240V148L242 147ZM256 146H257V144H256ZM9 147V146H8ZM37 147V146H36ZM62 146H60V148H61ZM64 147H66V146H64ZM68 147H70V146H68V144H67V149H68ZM80 147V146H79ZM100 148H101V145L99 146ZM98 147V148H99ZM113 147V146H112ZM115 147V146H114ZM113 147V148H114ZM127 147V146H126ZM244 147V146H243ZM264 146H262V148H263ZM6 148H7V146H6ZM5 148V149H6ZM73 148V147H72ZM74 148V149H75ZM81 148V147H80ZM100 148H99V150H100ZM107 148H108V146H107ZM125 148V147H124ZM144 148H146V146L144 147ZM235 148H237L236 147V145H235ZM250 148H252V146L250 147ZM254 148H255V146L253 147V150H254ZM58 149V148H57ZM62 149V148H61ZM60 149V150H61ZM71 149V148H70ZM84 149V148H83ZM83 149H82V151H81V153L83 152ZM89 149V148H88ZM110 149H111V147H110ZM109 149V150H110ZM116 149V148H115ZM185 149V145H183V144H165L164 146H163V154H162V156L160 157V159H159V162H158V167H157V172H158V176H161V177H164V178H166L165 180H167V178L168 177H170V178H174V180H177V177L178 176H180L182 179H185V180H187V181H190L191 179H192V175H191V168L190 167H188V166H186L185 165V163H181L182 164V166H180V168H178V165H179V161H178V158H179V156H180V154H182L183 153V150ZM245 149H246V146H245ZM249 149V148H248ZM264 149V148H263ZM55 150V149H54ZM54 150H52V153H55L54 152ZM64 150V149H63ZM72 150V149H71ZM77 150V149H76ZM78 152H79V154H80V150L81 149H79L78 148ZM107 150V149H106ZM114 150V149H113ZM130 150V149H129ZM139 150V149H138ZM141 150V149H140ZM251 150V149H250ZM256 150V149H255ZM258 150V149H257ZM256 150V151H257ZM261 150V149H260ZM43 151H44V147H43ZM56 151V150H55ZM59 151V150H58ZM57 151V152H58ZM73 151V150H72ZM112 151V150H111ZM110 151V152H111ZM120 151V150H119ZM136 151V150H135ZM142 151V150H141ZM140 151V152H141ZM148 151V150H147ZM159 151V150H158ZM259 151V150H258ZM257 151V152H258ZM264 150H262V151H260L261 153H259V154H262V152H263ZM56 152V153H57ZM60 152V151H59ZM71 152V151H70ZM74 152H75V150H74ZM78 152H75V153H77V155L79 156V154H78ZM88 152V151H87ZM109 152V151H108ZM108 152H106V153H108ZM109 152V153H110ZM144 152V150L142 151V153ZM235 152V151H234ZM244 152V151H243ZM250 151L248 150V153H249ZM41 153V152H40ZM55 153V154H56ZM61 153H62V150H61ZM68 153V152H67ZM66 153V154H67ZM72 153V152H71ZM138 153V152H137ZM141 153V154H142ZM65 154V153H64ZM100 155H101V152L99 153ZM111 154V153H110ZM114 154V153H113ZM129 154V153H128ZM135 154V153H134ZM140 154V155H141ZM76 155V156H77ZM81 155V154H80ZM89 155V154H88ZM100 155H98V156H100ZM109 155V154H108ZM108 155H107V158H108ZM112 155V154H111ZM132 155V154H131ZM140 155H136L135 154V156H137V157H139L140 158ZM185 155V154H184ZM251 155V154H250ZM253 155H256V154H253ZM34 156V155H33ZM32 156V157H33ZM40 156H43V155H40ZM55 156H58V155H55ZM60 156V155H59ZM59 156H58V158H59ZM67 156V155H66ZM75 156V155H74ZM142 156H144V155H142ZM261 156V155H260ZM36 157V156H35ZM39 157V156H38ZM37 157V158H38ZM44 157V156H43ZM90 157V156H89ZM88 157V158H89ZM127 157V156H126ZM129 157H130V155H129ZM137 157H136V159H135V161H136V165H137ZM145 157V156H144ZM45 158V157H44ZM49 158H52V157H49ZM61 158H62V154H61ZM103 158H104V155H103ZM106 158V159H107ZM109 158H110V156H109ZM120 158V157H119ZM132 158V157H131ZM138 158V159H139ZM143 158V157H142ZM241 158V157H240ZM262 158H263V156H262ZM33 159H34V157H33ZM36 159V158H35ZM46 159V158H45ZM54 159V158H53ZM56 160H57V158H55ZM54 159V160H55ZM91 159V158H90ZM101 159V158H100ZM141 159V158H140ZM261 159V158H260ZM47 160H52V159H47ZM80 160V159H79ZM79 160H77L78 162H79ZM109 160V159H108ZM129 160V159H128ZM249 160H250V158H249ZM253 160V159H252ZM251 160V161H252ZM262 160V159H261ZM260 160V161H261ZM34 161V160H33ZM37 161H39V159L38 160H36V161H34V162H37ZM41 161V162H40ZM40 161H39V163H34L35 165H30V166H25V168L19 173V175L16 177V178H14L12 181H10V179L11 178H9V179H1L0 180V223H2V224H7L8 222H10V221H14V218H15V215H16V213L21 209V208H23V205L25 204V201H26V199L27 198H29V197H31L32 196V194H29L30 192H32V190H35V192H38V191H36V189H38L39 190V193L38 194H40V189L37 187L38 186V184L37 183H39V184H41L42 186L41 187H45V188H47L48 187V185H50L51 186V182H52V179H54V178H52V177H54V175L55 174H57V171L55 170L56 169V167H57V164H53L52 162H53V160L50 162V161H47V162H45L44 161V163L42 162V158L40 159ZM82 161H84V160H82ZM100 161V160H99ZM127 161V160H126ZM134 161V162H135ZM250 161V162H251ZM259 161V163L258 164H261V162ZM263 161H264V159H263ZM61 162V161H60ZM91 162V161H90ZM93 162V161H92ZM104 162H105V159H104ZM108 162H110V161H107V167H108ZM253 162V161H252ZM254 162H256V161H254ZM254 162H253V164H254ZM57 163H58V161H57ZM87 163V162H86ZM98 163V162H97ZM101 163V162H100ZM100 163H98L99 165H101ZM117 163V162H116ZM256 163V164H257ZM30 164V163H29ZM61 164V163H60ZM82 164V163H81ZM80 164V165H81ZM93 164V163H92ZM91 164V165H92ZM106 164H104V165H106ZM154 164V163H153ZM262 164H264V163H262ZM261 164V165H262ZM63 165V164H62ZM62 165H60V166H62ZM66 165H69V164H66ZM71 165H73L72 163H71ZM80 165H78V166H80ZM98 165V166H99ZM120 165V164H119ZM131 165V164H130ZM136 165L134 166V167H136ZM64 166H65V164H64ZM70 166V165H69ZM75 165H73L72 166V168L74 167ZM94 166V165H93ZM97 166V167H98ZM123 166L124 165H122V168H123ZM129 166V165H128ZM142 166V165H141ZM248 166H251V165H248ZM260 166V165H259ZM259 166H258V168L257 169H259L260 170V168H259ZM263 166V165H262ZM71 167V166H70ZM83 167V166H82ZM90 167V166H89ZM106 169H107V167L106 166H104ZM121 167V166H120ZM125 167V166H124ZM252 167H253V165H252ZM255 167V166H254ZM253 167V168H254ZM264 167V166H263ZM74 168H77L76 166L74 167ZM73 168V169H74ZM87 168V167H86ZM126 168V167H125ZM248 168V167H247ZM246 168V169H247ZM252 168V169H253ZM90 169V168H89ZM91 169H92V166H91ZM97 169H101L100 168V166H99V168H97ZM104 169V168H103ZM133 169V168H132ZM180 169V170H179ZM250 169V168H249ZM79 170V169H78ZM88 170V169H87ZM108 170V169H107ZM113 170H115V169H113ZM125 170V169H124ZM123 170V171H124ZM135 170V169H134ZM258 170V171H259ZM103 171V170H102ZM101 171V172H102ZM110 171V170H109ZM129 171V170H128ZM152 171V170H151ZM243 172H244V170H242ZM246 171V170H245ZM260 171H262V173H263V169L262 170H260ZM260 171H259V174L258 175H260ZM93 172V171H92ZM99 172V171H98ZM97 172V173H98ZM105 172H107L108 173V171H106L105 170ZM105 172L103 173L102 172V174H105ZM112 173H113V171H111ZM124 172H126V171H124ZM124 172H122V173H124ZM218 172V171H217ZM248 174H251V172H252V170L250 171V170H248ZM257 172V171H256ZM255 172V173H256ZM73 173V172H72ZM79 173H80V171H79ZM242 173V172H241ZM240 173V174H241ZM254 172H253V174H255ZM258 173V172H257ZM256 173V174H257ZM261 173V175H263ZM59 174V173H58ZM74 174H76V173H74ZM90 174H93V173H90ZM96 174V172H94V175ZM102 174H100V175H102ZM117 174V173H116ZM119 174V173H118ZM121 174V173H120ZM153 174V173H152ZM222 174V173H221ZM240 174H238V175H240ZM244 174V173H243ZM243 174H241V176L243 177ZM247 174V173H246ZM246 174H244V175H246ZM256 174L255 175H248V177H251V176H256ZM68 175L70 176L71 175V171H69L68 172ZM81 175V174H80ZM106 175V174H105ZM113 175V174H112ZM112 175H109L108 174V176L107 177H109V176H112ZM115 175V174H114ZM124 175V174H123ZM131 176H132V173L130 174ZM236 176V177H239V176ZM257 175V176H258ZM118 176V175H117ZM125 177H126V175H124ZM222 176V175H221ZM76 177V176H75ZM93 177V176H92ZM95 177V176H94ZM97 177H99V176H97ZM106 177V176H105ZM104 177V179H106ZM128 177V176H127ZM242 177H241V179H242ZM247 177V178H248ZM263 177V176H262ZM110 178V180H112L111 179V177H109ZM108 178V179H109ZM113 178V177H112ZM116 177H114L113 178V180L115 179ZM119 178H120V175H119ZM119 178H117V179H119ZM129 178H130V176H129ZM127 179V180H130V179ZM138 178V177H137ZM153 178V177H152ZM94 179V178H93ZM96 179V178H95ZM94 179V180H95ZM98 179V178H97ZM103 179V178H102ZM103 179V180H104ZM108 179H106V180H108ZM125 179V178H124ZM122 180L123 181V183H125V180ZM238 179V178H237ZM240 179V180H241ZM252 179V178H251ZM254 179H255V177H254ZM259 179V178H258ZM92 180V179H91ZM133 181L135 180L134 178L132 179ZM221 180H223V179H221ZM236 180V179H235ZM249 180V179H248ZM99 181H100V178H99ZM102 181V180H101ZM105 181V180H104ZM109 181V180H108ZM107 181V182H108ZM115 181L117 182H119V180H116L115 179ZM232 181H234V179L232 180ZM244 181V180H243ZM78 182V181H77ZM95 182H98L97 180L95 181ZM106 182V181H105ZM106 182V183H107ZM114 182V181H113ZM115 182V183H116ZM117 182V183H118ZM156 182H157V180H156ZM225 182V181H224ZM240 182V181H239ZM248 182H250V181H248ZM109 183V182H108ZM117 183H116V185H117ZM122 183V182H121ZM128 183V182H127ZM226 183V182H225ZM230 183V186H231V182H229ZM229 183H227V185H229ZM236 183V182H235ZM234 183V184H235ZM252 183H254V182H252ZM255 183H256V181H255ZM126 184V183H125ZM161 184V183H160ZM239 184V183H238ZM237 184V185H238ZM37 185V186H36ZM96 185V184H95ZM106 185V184H105ZM130 185V184H129ZM136 185V184H135ZM152 185V184H151ZM176 185V186H175ZM175 185H173L174 186V188H175V190H178V189H180L181 188V198H180V200H179V203H178V207H179V209L181 210V212H182V215H183V217H184V220H185V222H186V224H188L190 227H193L194 229L191 231V233L190 234H185L184 236H182V241H181V249H180V255H185V256H187V255H190V256H192L194 259H196L197 260V262H198V260H200L201 259V257L204 255H201V252H202V250H208V251H210V252H214V254L213 255H215V253H220L219 252V248H217V246L214 244L215 243V240L218 238V236L217 235H214V236H212V235H210L209 234V231H211L212 229H210V230H208L206 227H208V225L207 226H205L204 224H206V221L207 222H210V221H208L209 219H210V217L212 216V214H213V211L214 210H216L215 208H213V210H211L210 211V209H209V211H203L202 210V208L201 207H199L198 205H196V204H192V203H190V202H188V200H187V198L189 197V196H187L186 195V192L188 191H186V188H183V187H181V186H178L177 185V183L175 184ZM240 185H242V182L240 183ZM256 185V184H255ZM258 185H259V182H258ZM257 185V186H258ZM49 186V187H50ZM92 186H93V181H92ZM125 186H128V184L127 185H125ZM131 186H132V184H131ZM211 182H208L207 183V186H206V188H205V191H203V193H202V195L205 197V198H207L208 196H209V192H210V190H211ZM251 186V184L249 183V187ZM254 186V185H253ZM30 187H31V189H30ZM119 187V186H118ZM146 187V186H145ZM161 187V186H160ZM210 187V188H209ZM234 187V185H232V188ZM246 187V186H245ZM255 187V189H259V187L258 188H256V186H254ZM51 188V187H50ZM69 188H71V187H69ZM128 188H129V186H128ZM131 188V187H130ZM159 188V187H158ZM226 188L228 189L229 188V186H227V187H225L224 189H225V192H226ZM235 188V187H234ZM234 188H233V190H234ZM237 188V187H236ZM235 188V189H236ZM241 188V187H240ZM248 188V187H247ZM253 188V187H252ZM262 188H264V186L262 187ZM66 189V188H65ZM95 189V188H94ZM224 189H223V195H225V196H227L225 193H224ZM238 189V191H241V190H239V188H237ZM246 189V188H245ZM244 189V190H245ZM43 190H44V188H43ZM52 190V189H51ZM107 190V189H106ZM127 190H129V189H127ZM232 190V189H231ZM232 190V191H233ZM251 190V189H250ZM254 190V189H253ZM263 190V189H262ZM42 191V190H41ZM55 191V190H54ZM58 191V190H57ZM60 191H61V189H60ZM64 191V190H63ZM66 191V190H65ZM68 191V190H67ZM71 191H73V190H70L69 192H71ZM164 191V190H163ZM228 191H230V190H228ZM238 191H236V190H234V192H237L238 193ZM242 191H243V189H242ZM35 192H34V194H35ZM44 192H45V190L43 191V194H44ZM74 192H77L76 190L74 191ZM73 192V193H74ZM92 192V191H91ZM129 192H130V190H129ZM136 192V191H135ZM152 192V191H151ZM173 192V191H172ZM171 192V193H172ZM42 193V192H41ZM60 193H62V191L60 192ZM108 193V192H107ZM133 193H134V191H133ZM156 193H159V192H156ZM178 193V192H177ZM229 193V192H228ZM232 193L233 192H231V195H232ZM244 193V191L241 193V194H243ZM248 193H250V191L248 192ZM28 194H29V196H28ZM37 194V193H36ZM72 194V193H71ZM75 194V193H74ZM76 194H78V193H76ZM103 194V193H102ZM118 194H120L119 192H118ZM126 194V193H125ZM131 194V193H130ZM153 194V193H152ZM161 194V193H160ZM221 195H222V192L220 193ZM219 194V195H220ZM234 194V193H233ZM240 194V193H239ZM239 194H238V196H239ZM252 194V193H251ZM69 195V194H68ZM137 195V194H136ZM162 195V194H161ZM218 195V197L220 198V197H222L221 195L219 196ZM249 195V194H248ZM54 196V195H53ZM64 196V195H63ZM63 196H61V197H63ZM72 196V195H71ZM76 196H78V195H76ZM75 195H74V197H76ZM155 196H158V195H155ZM230 196V195H229ZM235 196V195H234ZM237 196V197H238ZM241 196H243V195H241ZM252 196V195H251ZM251 196H250V198H251ZM33 197V196H32ZM31 197V198H32ZM38 197V196H37ZM56 197V196H55ZM54 197V198H55ZM68 197V196H67ZM124 197V196H123ZM123 197H122V199H123ZM127 197V196H126ZM139 197V196H138ZM150 197V196H149ZM151 197H153V195L151 196ZM163 197V196H162ZM165 197V196H164ZM163 197V198H164ZM224 197V196H223ZM233 197V196H232ZM244 197V196H243ZM253 197V196H252ZM125 198V197H124ZM143 198H144V196H143ZM147 198V197H146ZM155 198H157V197H155ZM174 198V197H173ZM193 198V197H192ZM227 198V197H226ZM231 200V202H232V198L231 197H229ZM246 198V194H245V197L243 198V199H245ZM254 198V197H253ZM253 198H251V199H253ZM258 198V197H257ZM264 198V197H263ZM51 199V198H50ZM49 199V200H50ZM53 199V198H52ZM73 199V198H72ZM81 198L79 197L78 199H77V201L79 200V202L81 201L80 200ZM128 199V198H127ZM132 199V198H131ZM145 199V198H144ZM153 199V198H152ZM177 199V198H176ZM213 199V198H212ZM217 198H215V200H216ZM261 199V197L259 198V200ZM56 200V199H55ZM63 200V199H62ZM125 200V199H124ZM141 200V199H140ZM214 200V201H215ZM219 200V199H218ZM222 200V198L220 199V201ZM225 200V199H224ZM224 200H223V202H224ZM237 199H235L234 201H236ZM238 200H239V198H238ZM255 200V199H254ZM50 201H52V200H50ZM57 201H58V199H57ZM66 201V198H65V200H64V202ZM70 201V200H69ZM73 201H76V199H74ZM72 200L70 201V202H73ZM105 201V200H104ZM146 201V200H145ZM148 201V200H147ZM155 201V200H154ZM153 201V202H154ZM159 201H160V199H159ZM197 201H198V199H197ZM200 201H202V200H200ZM219 201V202H220ZM230 201H228L227 200V203L228 202H230ZM233 201V202H234ZM245 201V200H244ZM253 201V200H252ZM258 201V199L255 201V202H257ZM64 202H62V205L64 204ZM70 202H69V207H70ZM83 202V201H82ZM122 202H123V200H122ZM152 202V203H153ZM165 202V201H164ZM222 202V201H221ZM237 202V201H236ZM236 202H235V204H236ZM239 202H241V201H239ZM254 202V203H255ZM66 203H67V201H66ZM75 203H77V202H75ZM114 203V202H113ZM120 203V202H119ZM129 203V202H128ZM134 203V202H133ZM140 203V202H139ZM151 203V202H150ZM156 203V202H155ZM201 203V202H200ZM209 203V202H208ZM212 203V202H211ZM210 203V204H211ZM218 203V202H217ZM215 204V206L216 205H218V204ZM226 203V202H225ZM224 203V204H225ZM238 203V202H237ZM243 202H241V204H242ZM260 203H262L261 201H260ZM264 203V202H263ZM68 204V203H67ZM73 204H74V202H73ZM78 204V203H77ZM80 204H82V203H80ZM107 204V203H106ZM161 204V203H160ZM164 204V203H163ZM202 204V203H201ZM207 204V203H206ZM219 204H221V203H219ZM234 203H233V205L231 204H228V205H221V206H224V207H222V211H221V209H219L220 210V212L224 215V216H226L227 217V219L230 221L231 220V218H232V207L231 206H234V207H236V205H235ZM251 204V203H250ZM87 205H89V203L87 204ZM128 205V204H127ZM150 205V204H149ZM154 205H156V204H154ZM238 205H239V203H238ZM237 205V206H238ZM264 205V204H263ZM60 206V205H59ZM73 206H75L76 207V204H74ZM73 206H71V208H73ZM79 206H81V205H79ZM138 206H139V204L137 205V208H138ZM147 206V205H146ZM159 206V205H158ZM157 206V207H158ZM203 206V205H202ZM206 205L204 204V207H205ZM65 207V206H64ZM83 207V206H82ZM82 207H80V208H82ZM134 207H135V205H134ZM147 207H149V206H147ZM152 207V206H151ZM157 207H156V209H157ZM162 207V206H161ZM252 207V206H251ZM255 207V206H254ZM78 208V207H77ZM102 208V207H101ZM123 208V207H122ZM137 208H135V209H137ZM150 208V207H149ZM154 208H155V206H154ZM154 208H152V209H154ZM160 207H158V209H159ZM206 208V207H205ZM208 208H209V206H208ZM253 208V207H252ZM263 208H264V206H263ZM73 209H75V208H73ZM84 209V208H83ZM83 209H80V210H83ZM117 209H118V207H117ZM129 209H131V208H129ZM145 207L143 208V210L141 209V211H139V212H136L137 214L135 215V216H132V218L131 217H127L125 214V218H119L118 216L117 217H114L113 215V219H110L111 221H110V223H109V225H108V227H107V231H106V236H105V238H104V240L102 241V243L100 244V246L96 249H94V250H96V251H94L92 254H90V255H87V254H85V256H83V257H80V258H78L79 260H77V261H75V260H72L73 259V257H72V259H63V261H64V263H62V262H60V263H62V264H93L94 263V259H93V257L95 258H98V257H103V256H108L109 258H107V257H104V259L106 258L107 260L108 259H110V260H112L113 262H114V264H126L125 263V260H126V256L125 255H127V254H124V252L127 250V248H128V245H129V237H133L134 236V241L138 244V246H139V248H138V250L137 251H139V249H140V251H142V252H137L135 249H134V253H135V251H136V253H135V255H133V250L131 251L132 252V257H133V263L132 264H157V263H155L154 261H155V259L157 260L158 258H155V256L153 257V256H151V253H154V252H150V251H148V250H150V248L152 247V249H154V246L157 248H155L156 249V251H158V253H159V249H161L162 247L164 248L165 246L164 245H166L168 242L167 241H165V240H167V239H165V238H167L168 236L169 237H172L173 235L174 236H176L177 237V235L179 234V233H181V232H179L178 230H177V228H175V226L174 225H176V224H174V223H170L169 221H167V219H164V218H166V217H163L162 219H160L159 217L160 216H157V214H156V212H157V210H152V209H145ZM204 209V208H203ZM235 209V208H234ZM70 210V209H69ZM72 210V209H71ZM79 210V211H80ZM99 210V209H98ZM134 210V209H133ZM160 210V209H159ZM175 210V209H174ZM206 210H207V208H206ZM218 210V209H217ZM219 210H218V212H219ZM254 210V209H253ZM138 211V210H137ZM166 211H167V209H166ZM171 211H173V210H171ZM257 211V210H256ZM68 212V211H67ZM81 212V211H80ZM82 212H84V211H82ZM159 212V211H158ZM180 212V213H181ZM255 212V211H254ZM69 213V212H68ZM67 213V214H68ZM74 213H76V212H74ZM78 213V212H77ZM90 213V212H89ZM116 213V212H115ZM115 213H113V214H115ZM160 213H161V210H160ZM159 213V214H160ZM20 214V213H19ZM80 214V213H79ZM84 214H85V212H84ZM84 214H83V216L82 217H84ZM215 214H217V211L215 212ZM71 215V214H70ZM76 215V214H75ZM120 215H122V214H120ZM127 215H129V214H127ZM167 215V214H166ZM170 215H171V213H170ZM172 215H173V213H172ZM221 215V214H220ZM238 215V214H237ZM81 216V215H80ZM112 216H109V218L110 217H112ZM130 216V215H129ZM174 216H175V214H174ZM216 217L218 216V215H215ZM214 216V217H215ZM69 217V216H68ZM81 217V218H82ZM121 217V216H120ZM170 217H172V216H170ZM179 217V216H178ZM213 217V218H214ZM226 217H224L223 219H225ZM71 218V217H70ZM70 218H68V219H70ZM76 218V217H75ZM181 218V217H180ZM240 218V217H239ZM74 219V218H73ZM89 219V218H88ZM217 219V218H216ZM220 219V218H219ZM222 219V220H223ZM232 219H234V218H232ZM258 219V218H257ZM71 220V219H70ZM173 220H174V218H173ZM222 220H220L221 222H222ZM178 221V220H177ZM216 221V220H215ZM219 221V220H218ZM219 221V222H220ZM225 221H226V219H225ZM236 221V220H235ZM95 222V221H94ZM172 222V221H171ZM205 222V223H204ZM231 223H232V221H230ZM258 222V221H257ZM69 223H70V221H69ZM75 223V222H74ZM73 223V224H74ZM204 223V224H203ZM235 222H233V225L235 226V224H234ZM78 224V223H77ZM76 224V225H77ZM197 224H199L200 226H198L197 227ZM202 224V225H201ZM212 224V223H211ZM213 224H215V223H213ZM219 225H220V223H218ZM75 225V224H74ZM219 225H217L216 226V224L214 225V226H216L217 228H218V226ZM229 225V224H228ZM248 225V224H247ZM69 226V225H68ZM78 226V225H77ZM174 226V227H173ZM202 226V227H201ZM203 226H205V227H203ZM210 226H212V225H210ZM226 226H227V221H226ZM74 227V226H73ZM97 227V226H96ZM220 227V226H219ZM224 227V226H223ZM248 227V226H247ZM70 228H72V227H70ZM77 228V227H76ZM213 228V227H212ZM215 228V227H214ZM221 228V227H220ZM225 228V227H224ZM231 228H232V225H231ZM251 228V227H250ZM234 229V228H233ZM72 230H76V229H72ZM72 230H71V232H70V234L72 233ZM90 230V229H89ZM92 230H93V228H92ZM215 230V229H214ZM222 230V229H221ZM220 230V231H221ZM224 230H226V229H224ZM230 230V229H229ZM234 230H236V229H234ZM234 230H232V231H234ZM70 231V230H69ZM188 231V230H187ZM218 231V230H217ZM231 231V230H230ZM174 232V233H173ZM184 232V231H183ZM212 232V231H211ZM223 232V231H222ZM214 233V232H213ZM220 233V236H221V232H219ZM233 232H231V234H232ZM235 233H236V231H235ZM73 235H75L74 234V231H73V233H72ZM171 234H173L172 236H171ZM217 234V233H216ZM224 236L226 235V234H224V233H222ZM234 234V233H233ZM98 235H99V233H98ZM181 235V234H180ZM223 235H222V237H223ZM237 234H235V236H236ZM229 236H231L230 234H229ZM234 236V237H235ZM19 237V236H18ZM18 237H17V239H18ZM64 237V236H63ZM131 237V238H132ZM226 237H227V235H226ZM225 237V238H226ZM231 237H233V235L231 236ZM57 238V237H56ZM173 238V237H172ZM172 238H170V239H172ZM55 239V238H54ZM219 239H220V237H219ZM218 239V240H219ZM236 237H235V242L237 243V241H238V239H237V241H236ZM62 240H63V238H62ZM61 240V241H62ZM132 240V239H131ZM132 240V241H133ZM172 240H174L175 241V239H172ZM223 240V239H222ZM221 240V241H222ZM227 240V239H226ZM231 240H232V238H231ZM16 241V240H15ZM21 241V240H20ZM25 241V240H24ZM68 241V240H67ZM134 241L132 242L133 244H134ZM171 241V240H170ZM220 241V240H219ZM218 241V242H219ZM230 241V240H229ZM234 241V240H233ZM232 241V242H233ZM17 242V241H16ZM22 242V241H21ZM64 243L66 242V241H63ZM167 242V243H166ZM224 242H225V240H224ZM228 242V241H227ZM234 242V243H235ZM31 243V242H30ZM68 243H69V241H68ZM71 243V242H70ZM92 243V242H91ZM177 243H179V241L177 242ZM220 243H222V242H220ZM231 243V242H230ZM240 243V242H239ZM21 243H19L18 245H20ZM65 244H67V242L65 243ZM160 244V245H159ZM169 244V243H168ZM216 244H218V243H216ZM23 245V244H22ZM58 245H60V244H58ZM61 245H62V243H61ZM70 245V244H69ZM69 245H66V246H69ZM219 245V244H218ZM222 245V244H221ZM223 245H224V243H223ZM226 245H228V244H226ZM225 245V246H226ZM229 245H231V244H229ZM228 245V246H229ZM65 246V245H64ZM134 246H135V244H134ZM133 246V247H134ZM138 246H136V247H138ZM149 246H150V248H149ZM220 246V245H219ZM233 245H231L230 247H232ZM22 247H24V246H21L20 248H22ZM34 247V246H33ZM70 247V246H69ZM90 247V246H89ZM178 247H179V245H178ZM172 248V247H171ZM174 248V247H173ZM227 248H229V247H227ZM234 248V247H233ZM232 248V249H233ZM10 249H11V247H10ZM10 249H6V248H4V246H2L1 244H0V264H50V263H46V262H44L43 261V259H42V261H40V260H36V259H33V258H27V259H20V257L22 256V255H20V257H18L17 255H15V254H13L12 253V250H10ZM22 249H24V248H22ZM34 249V248H33ZM55 249V248H54ZM58 249V248H57ZM60 249H62V251H63V249H64V247L63 248H60ZM70 249H72V248H70ZM69 249V250H70ZM113 249H115V251L116 252H113L112 253V251H114ZM133 249V248H132ZM169 249V248H168ZM167 249V250H168ZM175 249H176V247H175ZM178 249V248H177ZM222 249H224L223 250V252L225 251V247L223 246V248ZM235 249V248H234ZM237 249V248H236ZM240 249V248H239ZM35 250V249H34ZM65 250V249H64ZM66 250H67V248H66ZM144 250V251H143ZM165 250H166V248H165ZM165 250H161V251H164L165 252ZM172 250V249H171ZM229 250H230V248H229ZM25 251V250H24ZM36 251V250H35ZM54 251H58V250H54ZM72 251V250H71ZM90 251V250H89ZM128 251V250H127ZM126 251V252H127ZM154 251V250H153ZM155 251V253L156 254H158L157 252ZM173 251H176V250H173ZM228 251V250H227ZM231 251V250H230ZM178 252V251H177ZM235 252H237V251H235ZM62 253V252H61ZM66 253V252H65ZM69 253V252H68ZM73 253H74V251H73ZM154 253V254H155ZM162 253V252H161ZM203 253V252H202ZM225 253V252H224ZM227 253V252H226ZM232 253V252H231ZM234 253V252H233ZM26 254V253H25ZM62 254H64V253H62ZM71 254V253H70ZM131 254V253H130ZM163 254V253H162ZM166 254H167V252H166ZM209 254V253H208ZM230 254V253H229ZM235 254V253H234ZM236 254H238V252L236 253ZM37 255V254H36ZM39 255V254H38ZM73 255V254H72ZM149 255H150V257H149ZM180 255H178V256H180ZM231 255L232 254H230V257H231ZM53 256V255H52ZM65 256H67V254H65ZM64 256V257H65ZM145 256L146 257H149V262L147 263L146 261H145ZM158 256V255H157ZM164 256V255H163ZM167 256V255H166ZM169 256H171L170 254H169ZM177 256V257H178ZM218 256V255H217ZM226 256H227V254H226ZM25 256H23V258H24ZM26 257H27V254H26ZM68 257V256H67ZM129 257V256H128ZM162 257V256H161ZM181 257V256H180ZM224 257H225V255H224ZM223 257V258H224ZM229 257V256H228ZM230 257H229V259H230ZM233 257V256H232ZM239 257V256H238ZM40 258H42V256H40ZM63 258V257H62ZM131 258V257H130ZM145 258V259H144ZM154 258V260H152L151 261V259H153ZM170 258V257H169ZM171 258H173L172 256H171ZM211 258H213V256L211 257ZM222 258V259H223ZM237 258V257H236ZM236 258H234L233 257V259H236ZM103 259V258H102ZM103 259V260H104ZM161 259V258H160ZM164 259V258H163ZM168 259V258H167ZM174 259V258H173ZM225 259H227V258H225ZM100 260V259H99ZM147 260V259H146ZM165 260V259H164ZM175 260V259H174ZM214 260H216V259H214ZM221 260V259H220ZM224 260V259H223ZM228 260V259H227ZM226 260V262H225V264L228 262ZM237 260V259H236ZM52 261V260H51ZM97 261V260H96ZM105 261V260H104ZM109 261V260H108ZM111 261V262H112ZM127 262H128V258H127V260H126ZM132 261V258H131V260H130V262ZM158 261H159V259H158ZM162 261V260H161ZM170 261H171V259H170ZM187 261V260H186ZM213 261V260H212ZM211 261V262H212ZM222 261V260H221ZM232 261V263H233V260H231ZM53 262H54V259H53ZM56 262V261H55ZM98 262H100V261H98ZM102 262V261H101ZM146 262V263H145ZM163 262L165 263V262H167V261H162L161 263L163 264ZM169 262V261H168ZM168 262H167V264H168ZM207 262V261H206ZM205 262V263H206ZM217 262H219V263H221L220 261H217ZM223 262L224 261H222V263L221 264H223ZM229 262H230V260H229ZM97 263V262H96ZM102 263H104V262H102ZM159 263H160V261H159ZM170 263V262H169ZM190 263H191V261H190ZM215 263V262H214ZM57 264H58V262H57ZM105 264V263H104ZM107 264H108V262H107ZM128 264H130L129 262H128ZM171 264V263H170ZM176 264V263H175ZM195 264H200V263H196L195 262ZM208 264H211V263H209L208 262ZM215 264H217V263H215ZM227 264H229V263H227ZM231 264V263H230ZM236 264V263H235Z\"/></svg>",
  "mask_w": 264,
  "mask_h": 264
}]
</instances>
